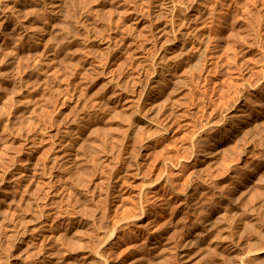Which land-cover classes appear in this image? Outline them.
I'll return each instance as SVG.
<instances>
[{
	"label": "rangeland",
	"instance_id": "obj_1",
	"mask_svg": "<svg viewBox=\"0 0 264 264\" xmlns=\"http://www.w3.org/2000/svg\"><path fill=\"white\" fill-rule=\"evenodd\" d=\"M29 1L30 2H28V0H0V8H1L0 10L2 11L3 19L5 20L4 17L7 16L6 17V20L4 21V26L0 25V27H1L0 28V46H1L0 47V146H1L0 147V150L2 149L0 153L2 154V152H4L5 150H7V151H5V153L7 155L10 153V155L8 157H6L7 156L6 154H3L4 156L2 155L1 156L2 158L0 157L1 159H3V162H4V159H6V158H7L6 160L9 159L8 161L10 163L9 164V167H7V169H6V166H8V163H6V161L4 162V163H6L5 165L4 164L3 165L2 164L0 165V174L3 175L4 172L7 171L8 173L6 175L8 177V180H10V182L9 181L8 182L5 181L4 184L2 185V186H5V188H6V200H7L6 202L7 203L9 202L8 204L7 203H4L2 206L5 208V211H6L5 214L7 213V210H9L8 207L10 209L11 208L12 209L16 208L17 210H15V209L14 210L15 211H18L19 210L18 211L19 213H21V211L23 212V209H24V212H26V213L28 212L29 213V214L28 213L26 214V213L23 212L22 214H19V213H16V215L13 214L14 215L13 216L14 218L17 216V219L18 218L21 219L20 222H19L20 224H21V222L24 223V220L27 221L24 224H26V223L28 224L29 223L28 225H25L29 229V233L26 234V237L25 236L22 237V239H23L22 240L23 241V246H22L21 249H23L22 251L23 252L25 251V252L23 254L21 252V249H20V251H17L18 253L16 252V254H19V255L21 253V255H20V257H21L20 260L22 261L21 264L22 263L24 264L26 262L28 264H40V261L42 260L40 258L41 257L43 258V256L45 257L48 254V253L46 254V252L48 251V249L47 248L43 249V247L45 246L44 244H46V242H45L46 241V236H47L48 233H50L51 231H53L54 229L57 228L56 225H58V223L60 222V219L62 217V215H61L62 212H64L66 210V208H67V203L65 202L67 200H65V198L69 196L67 194L69 191L72 192V199H73L72 200V202H73L72 208L73 209L71 210L72 212H70V215L73 214V216L72 215L70 216V218H71L70 219V223L68 225H66V227L71 228L73 225H77L79 223L80 224H83V222H86L87 219L88 220H87L86 223L83 224V226H84L82 228L83 234H81L82 233L81 230H80L81 232L80 231H73L74 233L73 232L70 233V229H68L69 232L67 234L69 236L67 235V237H68L67 240L69 242L71 241L70 243L71 244L73 243L72 244L73 246L76 245L75 248H77V250L74 247H72V245L70 243H68V241L66 240V238H65V241L67 243L66 242H65L66 244L63 243V244H65L64 246H63V244L60 245L59 241H58V243H57V241H55L53 243H54L55 250H57L56 253H62V254H59V255L57 254V256H56V253H55V255L54 254H50L51 256H48L47 259H46L48 263L46 262L44 264H57V262H58V264H67L70 261H73V262H70V264L71 263L72 264H76V262H75L74 259H76L77 264H95L96 262H98L96 264H107L108 261H109L108 264H111V263L112 264H116V263L117 264H127L129 261H131L130 262L131 264H134V263L135 264H140L141 262H142L141 264H149V263L152 264L153 261H155L153 264H157V262L159 264V261L160 260H158V259H161V257H164L165 255L166 256L169 255V258L166 257V260L164 258L165 262H168V263L169 262L170 263L172 262V264H208L209 262H210L209 264H211L212 262H214L213 264H216V263L217 264H226V263H229V260H230V262L233 261L234 264H236L237 261H238L237 264L238 263L239 264H242V261L240 262V260H243L245 262V264H254V263L257 264L260 259H261L260 260L261 263L259 262L258 264H263V262H264V238H261V237L264 236V235L261 236V234H262L261 231H257V230L259 228L260 230H262V232L264 231V228H263L264 227V219H263L264 210L260 211L261 208L264 209V203H263L264 202L263 201L264 198H262L264 196V193H263V196H262L261 195L262 192H260V191H263L264 192V183H263V181H264V174H263L264 173L263 172L264 171V157H263L264 156V149H263L264 148V127H262L264 125L263 124V121H264V115H263L264 114V103H263V101H264V89H262V88H264V78H263L264 77V0H239V2H237L238 0H224V1L221 0L222 2L219 1V0H217V2H216V0H210V1L209 0H202L199 3L197 2L198 0L197 1L196 0L195 1L194 0H180V1L170 0V2H171L170 5H172L171 8L173 7V4H174L175 9H174V7L172 8L173 9V13L170 12V10H169L170 14L168 13V11L166 12L167 15L165 13H164V16H163V14H161V16H163V17H161V19L158 16V11H156V9H154L155 11L153 10V8H155V7L159 9V7H157L158 0H148V1L146 0L145 2H147V3H145V2L143 3L144 0L143 1L142 0H139V1L138 0H135V3L133 2L134 0H132V1H130V0L129 1L128 0H68V1H65L64 0L67 4L66 3L64 4V6H63L64 9L62 8V11L63 12L61 14L62 16L59 17L60 19L59 18H56V16H54V14H55V11H54L55 5L52 4L53 3L52 0H50V1L49 0H38V1H34L33 0L34 2L31 1V0H29ZM181 1H183V2H181ZM36 2L38 4H40V5L36 4ZM39 2H41V3H39ZM50 2H52V3L50 4ZM130 2H132V3H130ZM148 2H150V3H148ZM175 2L176 3L178 2L179 4H176ZM193 2H195V3H193ZM211 2H213V3H211ZM214 2H215V4H214ZM138 3H140V4H138ZM142 3L145 4V5L142 6L141 5ZM151 3H153V4H151ZM201 3H202V5L200 6ZM210 3L213 4V5H210ZM237 3L239 4L238 5L239 7L237 6ZM133 4L135 6H132ZM147 4H148V6H147ZM149 4H150V6H149ZM137 5H139L138 6L139 8H137ZM185 5H186V8L184 7ZM214 5H215V8H217L216 10L219 9L218 11H219L220 14L218 12H216V10H214V7H213ZM227 5H229V6H227ZM231 5H232V7H231ZM39 6H42V7H39ZM144 6L146 8L145 11H144ZM193 6H195V7H193ZM205 6H206V8H205ZM226 6H227V8H226ZM234 6L237 7V8H234ZM31 7L33 8V10L31 9ZM36 7H37V9H36ZM125 7L127 8V9H125L126 10L125 13L126 12H127L126 14H129L130 13L129 15H126L123 12L124 10H121L122 8L124 9ZM188 7H190V8H188ZM34 8L36 10H34ZM142 8H143V10H141ZM183 8H185V9H183ZM194 8L195 9L196 8L197 9H200L198 11H200V13L204 16V18L200 14V17L202 16L201 18H199L200 21H199V19L198 20H193V24L195 26H200V24L202 23L201 26H203V25L204 26L203 27L200 26L201 27L200 30L198 29L200 27L197 28L198 30L195 29L192 32L194 34L193 36L191 35L192 33L189 34L193 38L191 36H189V35L187 36L186 42L184 40L185 44H184L183 47H185V48H183V47L181 49L180 48H177L178 51H179L178 56H177L179 58H178L177 61H176V59H175V61L174 60H171V59H168L167 62L166 61H163V63H162V60H164L165 57L167 58L168 53L171 51L170 48H175L174 47L175 42H173V38L178 34V32L176 33L175 32L176 31L175 29L172 30L171 25H174L175 22H177V21H175L176 19L178 20L177 23H179V22L181 23V20L183 18H185V17L188 18V17L191 16V17L195 18V15L194 16L191 15V14H193V13H195L197 11V9H196V11H194L195 10ZM207 8L209 10L211 9L210 12H212L213 14L210 13V12H208L209 10ZM117 9L119 11L121 10V12H123L124 14L121 13V12H118ZM130 9L131 10L134 9L136 11L132 10L133 11L132 12V11H130ZM201 9H202V11H201ZM4 10H5V12H4ZM137 10H138V12H137ZM146 10L147 11L150 10V12H149L150 14ZM165 10H168V9H165ZM212 10H214V11H212ZM225 10H226V12H225ZM152 11L154 12V14H156V13L157 14L156 15L152 14L153 13ZM183 11H184V13H186V11L188 13H190V16H189L188 13H186V14H184V17H183ZM139 12H141L143 14H146V15H143L141 13L139 15H137ZM180 12H181L182 15L179 14ZM122 14L125 15V17ZM131 14H132V16H131ZM211 14H212V16H210ZM119 15H121L120 17L123 16L122 18H120L122 20L119 19ZM135 15H137L140 19L142 18V20L143 21L145 20V21L143 22L144 24H141L139 27H137V29L134 28V31H135V32L133 31L134 34L136 32H138V31L140 32V30L143 29V26H145V22H146V26L145 27H147V25H148V27H147L148 29L144 27L146 29V30L144 29L145 31L143 30L144 31L143 33L144 34L142 32H140L141 34L138 32L140 34V36H142V37H140L138 35V33H136L135 35L136 36L138 35V37L136 38V36L133 34V32H131L132 30L131 31L129 30V28L131 26L132 27L134 26L131 23L134 21L133 19L137 18ZM147 15H148V18H147ZM165 15H166V17H165ZM205 15H207V17H205ZM128 16H130V17L128 18ZM133 16H135V17H133ZM145 16H146L147 19L145 18ZM171 16H173V17H171ZM174 16H176V17H174ZM178 16H179V18H177ZM218 16H219V18H217ZM53 17H55V18L53 19ZM114 17H115V19L117 18L116 20H119L120 22L119 23H118V21L116 22V20L114 19ZM156 18L157 19L159 18V19L158 20H155ZM164 18H165V20H164ZM172 19H173L174 22H171ZM209 19H211L212 22ZM48 20H50V21L48 22ZM123 20H125V21H123ZM214 20H216V21H214ZM6 21H8V22H6ZM165 21L167 23L169 21L168 24L166 23L167 24L166 30L168 28L169 31L168 30L167 31L170 32V33H167L166 34V32H167L166 31L162 35V37H160V39H156V42H155V40H154L155 37L153 35L156 33V31H154V29H156L158 26L165 25ZM194 21L196 22V24H195ZM205 21L206 22L208 21V22L206 23ZM95 22L97 23V25H96L97 27L98 26H101L100 27V31H99V28H97L95 26V24H96ZM114 22L116 23V25H118V26L121 25V26H119V27L117 26L116 27V25H115ZM122 22H124V23H122ZM204 22H205V24H204ZM49 23H50V25H52V23H54V26L53 25L50 26ZM127 23L129 25H131V26L128 27L129 25L127 26ZM171 23H173V24H171ZM177 23L175 25H177ZM208 23L211 24V25H213V26H211L212 28H210L211 31L209 29L210 25ZM112 24L115 25V28H114V25H113V26H110V28L112 27L111 29L110 28L108 29L107 26L112 25ZM122 24H125L126 26L125 25H122ZM214 24H215V26H214ZM152 25H154V26H152ZM205 25H207L208 27L207 26L205 27ZM103 26H105L106 29L105 28H102ZM123 26H124L125 29H123ZM149 26L152 27V28L154 27V28L153 29L152 28H149ZM51 27L52 28L54 27L55 29L54 28L53 29H50ZM60 27H62V28H60ZM132 27L130 29H132ZM116 28H118V30L121 29V28L124 30V31L120 30L119 31L120 33L119 34H124L125 35V40H124L125 44L123 43L121 45L119 43V41H116L115 42L114 40H109V38L107 37L109 35H111V36L112 35L113 36L114 35H117V34H115V33H117V30H115ZM126 28L129 30V32H127L128 30H126ZM203 28H205V29H203ZM42 29H43V32H42ZM101 29H103V30H101ZM113 29H114V31H113ZM177 29H179L178 25H177ZM47 30H49V31H47ZM54 30H56V31H54ZM59 30L60 31L62 30L60 32V34H59ZM109 30H110V32H108ZM111 30H112V32H111ZM57 31H58V33H57ZM102 31L104 33L107 32V33H105L107 36ZM151 31H153L154 34ZM171 31L172 32H175L176 34L175 33H172ZM203 31H204L205 34L203 33ZM47 32H49L48 33V36L45 35V34H47ZM101 32L103 33L104 37H102V35H100ZM113 32H114V34H113ZM145 32L146 33H148V32L150 33L151 32V33L150 34L148 33L147 35H145ZM208 32H209V35H208ZM213 32H216V33H213ZM61 33H62V35H61ZM201 33H203V34H201ZM97 34H99L100 36L97 35ZM170 34H171L172 37L170 36ZM164 35H165V37H164ZM213 35L214 36L216 35L215 36L216 37V40H214L215 37ZM96 36H98V37H96ZM134 36H135V38H134ZM210 36L212 38V41L210 40L211 39ZM217 36H222V37L219 38ZM47 37H48V39H46ZM168 37H169V42L171 41L169 44H168ZM190 37H191V40H190ZM207 37H208V39L210 41L207 39ZM50 38H52V40ZM101 38L102 39H105V40H103L104 43L107 44L110 41L108 44H110V45L113 44V46H110L109 45V47H112V48H109V52L110 53H108V51H106L107 49L105 50V53L106 54L108 53V54H110L112 56H110L108 54L106 56V54H104V52L102 50H100V49H99L100 52L98 50L96 51L95 49L93 51V48H92L93 45L92 44H94L98 40H102ZM106 38H108V40ZM149 38H150V40H149ZM170 38H172V39H170ZM134 39H136V40L134 41ZM164 39H165V42H162V40H164ZM192 39H195V41L192 40ZM199 39L201 40V43H200V40ZM217 39L220 40V41H218ZM55 40H57L58 42H55ZM60 40H61V42H60ZM83 40H85V43L83 42ZM106 40H107V42H106ZM127 40L129 41L130 44L128 43ZM130 40L133 41L134 43L132 42V44H131V41ZM151 40L152 41L154 40V41L152 42ZM157 40H161V41H158L157 42ZM205 40L209 43V44L207 43L208 44V48L206 47L207 45H206V41ZM3 41H5V42H3ZM147 41H149V42H147ZM38 42L40 43L39 45H37ZM43 42H45V43H43ZM49 42H52V44L54 46L53 49L51 48L52 47V44L49 43ZM62 42L64 43L63 46H62ZM192 42H193V45H191ZM194 42L197 43V44H195ZM198 42L200 44H198ZM87 43L90 46L87 45ZM142 43H144V44H142ZM151 43H152V45H151ZM161 43L164 46L160 45ZM204 43H205V45H204ZM210 43H212L214 45H211ZM47 44H49V45H47ZM114 44L117 45V46H115ZM128 44H129V47H128ZM139 44H141V45H139ZM36 45H37V47H36ZM41 45H43V46L45 45L46 47H49L48 49L51 48L50 49L51 50V53H48V55H43L41 53V56H40V53L39 52H41V50H42L41 49L42 48ZM50 45H51V47H50ZM146 45L147 46L150 45L149 46L150 48L147 47ZM158 45H160V46H158ZM188 45L190 47L192 46V48L187 50ZM55 46H57V47H55ZM81 46H83V47H81ZM88 46L91 47V48H88ZM120 46H122V48ZM197 46H200V47L198 48ZM125 47H128V49H126ZM135 47L136 48L138 47L137 48L138 49L137 52L135 51V49H136ZM155 47L158 50H156ZM160 47H164V48L162 49ZM203 47H206L207 50L208 49L209 50L206 51L205 50L206 48H203ZM55 48H58V49L61 48L62 51H61V49L58 50V49H55ZM133 48H135V49H133ZM80 49H82V50L84 49V52H82ZM86 49H87V51H86ZM141 49H143V50H141ZM147 49H148V51L146 52L145 50H147ZM179 49L181 51L183 50L182 51L183 52L182 58L180 57V55H182V52ZM184 49L187 50L188 53L186 51H184ZM195 49H197L198 52ZM211 49H212V51H211ZM56 50H57L58 53L56 52ZM67 50H70V51H67ZM76 50L77 51L79 50V52L76 53V54H74ZM151 50L153 52H157V53H154V55H153V54H151V52H152ZM91 51H93V52L90 53ZM112 51H115V52L112 53ZM129 51L130 52L131 51H134V52H132V54L135 55V56H132L133 59L131 58V53ZM143 51H145V52L143 53ZM209 51H211V52H209ZM53 52H54V54H53ZM85 52H89V53H85ZM98 52L100 53V55L98 54ZM101 52H103V53H101ZM166 52H167V54H166ZM180 52H181V54H180ZM184 52H186V54ZM194 52L197 53V54L199 53V54L197 55ZM204 52L207 53V54H205L206 56L204 55ZM94 53H95V55H93ZM96 53L98 54L97 56H96ZM200 53H201V55L203 54V56L200 57L201 59L203 58L202 62H200V63H202L201 64L202 66L201 65L200 66L198 65L199 64L198 62H199ZM81 54H84V58L85 59H87L88 61L91 60L90 62H92L93 64H95V65H93V67H94L93 70H90V71H92V73L90 71H87L89 74L91 73L90 74L91 76L89 74L86 75L87 73L84 72L85 71V69H84L85 67L83 68V66H84L85 63H83L82 60L77 61V64L74 67V65L76 63V59H79V57L81 56ZM163 54L166 55V56H164ZM226 54H229L231 56V58L228 59L230 56H225ZM55 55H56V57L58 56V58H56ZM72 55H74V58H73ZM141 55H142V57H140ZM188 55H190V58L191 59H189V56ZM101 56L103 58H101ZM204 56H205V58H204ZM126 57H129V59H131V61L128 58H126ZM147 57H149L150 59L147 58ZM153 57H155V58H153ZM196 57H197L198 60L196 59ZM108 58H110V59H108ZM146 58H147L148 61L146 60ZM159 58H161L162 60L159 59ZM184 58H185V60H184ZM52 59L53 60L55 59V61H51ZM70 59H71V61H70ZM153 60L156 63L158 62L157 63L158 65H156V63H154V62L151 63V61H153ZM195 60L198 61L197 62L198 64L196 63ZM44 61H45V63H44ZM68 61L70 63L73 62V65H71L72 63L69 64ZM182 61H184L187 64H185L184 62L182 63ZM79 62H81V63H79ZM144 62H146L147 65H149V64H151V65L147 67V65L145 64V66H146L145 67L144 66ZM42 63H43V65H42ZM46 63L47 64L48 63L49 64L51 63L50 66L48 64V66L50 68L47 67V64ZM105 63H106L107 66L109 64L110 65L108 67L107 66L105 67ZM136 63H138V64L136 65ZM96 64H98V65H96ZM133 64H134V66H133ZM152 64H153V66H152ZM196 64L200 68L202 67V69L201 70L198 69L199 67ZM129 65H132L133 67L132 66L128 67ZM139 65H141L140 68H139ZM191 65H193L195 67V69L194 68H191V67H193ZM42 66H44V67H42ZM71 66H73V69L71 68ZM78 66H80L79 69L82 68L84 71L82 69L79 70L78 69ZM137 66H138V68H137ZM154 66H155V68H153ZM169 66H170L171 70L169 69ZM173 66H174V68H172ZM175 66L177 67V69H175L176 68ZM188 66H189V69L191 68V70H193V71H191V70L188 71V69H187ZM114 67H118V69H120L121 71H124V72L122 73L120 70H118L116 68L114 69ZM120 67H122V68H120ZM134 67H136V68H134ZM43 68H45V69H43ZM67 68H70L73 71L76 70L74 72L75 73V76L73 75L74 74L73 71L72 70H69ZM125 68H127V69L124 70ZM160 68H161V71H160ZM162 68H163V70H162ZM40 69H42V70L40 72H38ZM96 69H98L100 72H101L100 69H102L105 73H102L103 72L102 71L101 72L102 74H101ZM179 69L181 71L187 69L185 71H188V72L191 71L192 73L191 72L190 73H188V72L185 73V72L182 71L183 72V74H182V72ZM107 70H109V71L106 72ZM114 70H115V72H114ZM136 70H138V71H136ZM144 70H146V73H145ZM148 70H150L151 73ZM195 70H200V72L199 71H195ZM70 71H71V73H70ZM133 71H134V73H133ZM174 71L177 73V76H176V73ZM54 72H55V74H54ZM57 72H58L59 75L57 74ZM116 72H118L119 74L118 73L116 74ZM139 72H141L140 75L138 74ZM148 72H149V74H148ZM166 73H168L169 75L166 74ZM105 74H106V76H105ZM127 74H129V75H127ZM144 74H146V75H144ZM189 74H191V75H189ZM43 75H44V77H43ZM56 75H57V78L59 77L58 78L59 81L62 78L61 79L62 80L61 83L58 81V79H56V77H55ZM68 75H70V77ZM92 75H94V78L92 77ZM95 75L96 76L98 75V78L99 79ZM116 75H117V77H116ZM133 75H134V77H133ZM147 75L148 76L150 75V77H148ZM184 75L185 76L188 75V76H186V78H185ZM192 75H196V76L198 75L197 79H196V76H194L195 77L194 78ZM46 76L48 78H46ZM63 76H65V77L67 76L65 79H67L69 77L70 82H68L69 81L68 79L67 80H63ZM83 76H85V77H83ZM88 76H89L90 79L88 78ZM124 76H125V78H124ZM81 77H83V78H81ZM129 77H131L130 80H129ZM142 77L144 78V81H143ZM152 77H153V79H152ZM183 77H184L185 80L188 79L184 83L182 82V81H184ZM187 77H189V78H187ZM54 78L56 80H54ZM134 78H136V79H134ZM168 78H169V80H168ZM170 78L173 79L174 81H170ZM180 78L183 79V80H181ZM145 79H146V81H145ZM148 79H149V81H148ZM159 79L163 82V83L159 82V84H165L166 83L164 89L162 90L163 92L162 91L159 92V90H157L156 87L152 88L154 86V84L155 85L157 84V81H160ZM178 79H180V80H178ZM190 79H191V81H190ZM50 80H52L51 82H53V81H56V82H53L51 84ZM86 80L89 82V84L87 83ZM132 80L133 81L134 80H137V81H134V83L135 84L137 83L138 86L137 85L135 86V84H133ZM176 80L179 81V82L177 81L178 84H181L180 86H178L179 87V90H180V93H178L177 95L174 94V96H173V94H170V93L168 94V92H169L168 90L171 89V87L174 85V83H175ZM195 80H196V82H195ZM80 81H84V83L83 82L81 83ZM113 81H116L118 83L113 82ZM192 81L194 83H196V84H194ZM72 82H74V83H72ZM75 82H77V86L78 87L75 86L76 85ZM109 82H111V83H109ZM122 82H123V84H122ZM128 82H130V83L128 84ZM149 82L153 86H151ZM237 82H239V83H237ZM256 82L257 83L260 82V83H258V86H257ZM79 83H81V84H79ZM114 83H115V85H114ZM141 83L145 86V88H144V86ZM182 83L184 85L186 83V86H187L188 89L187 88L185 89L186 86H184ZM191 83H192V85H190ZM119 84H121L123 86H120ZM139 84H141L142 86L141 85L139 86ZM145 84L148 86V88H147V86ZM82 85H83V87H81ZM130 85H131V88H130ZM53 86H55V88ZM191 86H193V87H191ZM253 86H255L257 89L254 88ZM261 86H263V87H261ZM76 87H77V89H76ZM120 87H122V88L127 87V88L122 89ZM132 88H134L135 90L132 89ZM52 89L54 91H52ZM57 89H59V90H57ZM74 89H75V91H73ZM101 89H103V90H101ZM113 89L114 90H119V91L122 89V92H124L126 90L124 93L125 94L127 93V96H128L127 99L128 100L125 99L126 102L124 101L123 102V105L129 106V105H131L133 103L134 106L132 105L131 107L136 108L134 110H136L137 112H138V110L140 112L141 111L142 112L145 111V112H143V114H142V112L141 113L138 112L139 113L138 114L136 111H134L135 114H136L135 115L136 117H134V119H133L134 122H132L134 125H132V123L130 125V123L126 122V123H123L125 125H123L122 127H124V128H122L121 127V123H120L119 129L122 130V131H124V132L126 131V135L125 134L122 135V133H124V132H122V131H120L119 129L116 128V131H118V133H117L114 130L115 129L114 126H113V129H110L108 126H106L107 124L104 123L105 122L104 119L103 118H100V117H102L103 113L105 112L103 110H106L107 109L109 103L114 98V96L112 94V90ZM258 89H259V91L261 93L258 91ZM80 90H82V91L80 92ZM85 90H87V91L84 92ZM179 90H177V91L179 92ZM51 91H52V93H50ZM133 91H134V96H133V93H131ZM135 91H137V92H135ZM177 91L175 93H177ZM182 92H183V94H182ZM71 93L72 94L74 93V95H71ZM79 93H80V95H77ZM83 93L84 94L86 93V96ZM138 93H140V94H138ZM250 93H252L253 95L252 94L250 95ZM166 94L170 98H168ZM179 94L182 95L181 98H179L180 97ZM69 95L73 98V100H72L71 97H69ZM81 95H82L83 99H80V98H82ZM111 95H112V97H109ZM146 95H148V96H146ZM184 95H185V98H184ZM246 96H247V98H250L251 97V99L253 97V100L247 99ZM47 97H50V99L49 98L47 99ZM171 98L172 99L175 98V103H177L178 104L177 106L180 108V109L177 108V110L175 112V115H178V114L180 115L181 112H183L180 116H177V119H176V116L175 115L172 117V118H175V120L172 119L173 123L167 122L166 121L167 119L165 118L166 116L163 115V114L157 113L158 116H155V113L152 114L153 106H154L153 105L154 104L153 102L155 100L157 101V100L162 99L163 101L162 100H160V101L165 104L164 100H166V99H168L166 103L173 102L174 99L172 100ZM178 98L180 99L179 101H177ZM245 98H246L247 101H245ZM74 99L75 100L78 99V102H77V100L75 101ZM99 99H101L100 102H99ZM181 99L182 100L184 99L185 101L183 102ZM79 100H80V102H79ZM105 100H106V102H105ZM101 101L104 102V103H102ZM136 101H137V103H136ZM244 101L246 102V104L244 103ZM76 102L79 104V106H78V104ZM251 102H252V104H251ZM254 102H255L256 105L254 104ZM100 103H102V105H105L106 104L107 107H106V105L105 106H101ZM139 103H140L141 107H140V105H138ZM179 103H181L182 105L181 104L179 105ZM257 103H260V104H257ZM135 104H137V106H139V108H142V107L143 108L142 109H139ZM241 104H242V106H241ZM149 105L150 106L152 105L151 106L152 108ZM260 105H261V107H260ZM75 106L78 109H76ZM94 108H96V109L98 108V109L96 110ZM146 108L147 109L149 108L147 110V114H146ZM247 108H249L248 111L245 110ZM254 108H256V109H254ZM69 110H73L74 112L72 111L73 112L72 113ZM179 110H181V111H179ZM249 110H250V112H249ZM254 110L256 112L258 110V113L254 112ZM66 111H67V113L65 114L66 115L65 116L64 113ZM178 111H179V113H178ZM76 112H77V114H76ZM95 112L98 115H96ZM99 112H101V113L99 114ZM149 112H151V113H149ZM252 112H253V114L254 113L255 114L253 115ZM235 113H236V116H235ZM245 113H246V115H245ZM183 114H185L184 117H183ZM149 115H150V117L151 116H155V117L154 118L153 117L150 118ZM64 116H65V118H67V116L68 117L70 116L69 117V120L67 119L68 120L67 121L65 118H63ZM163 116H165V117H163ZM240 116H242V117H240ZM73 117L76 120L73 119ZM88 117L91 118V119L89 120ZM96 117H97V119H96L97 121L95 122V119H92V118H96ZM121 117H120V119L122 120ZM142 117H144V118L146 117V119H152L153 118L152 119L153 122H155L154 120L156 119V122L154 124L151 120H148L149 122H151L149 124L150 125L153 124V125L150 126L151 128L147 127V129L148 128L149 129L148 130L146 129L144 131L145 128L142 129L141 125L139 123H136V122H138L137 120L139 118H142ZM158 117L160 118V120L158 119ZM179 117H181V119H178ZM227 117H228V119H227ZM256 117H258V118L256 119ZM98 118L101 119V120H99ZM244 118H245V120H243ZM61 119H63V120H61ZM236 119L237 120L239 119V120L237 121ZM57 120H58V123H57ZM73 120H75V121L73 122ZM77 120H78V122H77ZM124 120H125V117H124ZM233 120H236V122L233 121ZM59 121L62 123V125H60L61 123H59ZM79 121H80L81 124L79 123ZM83 121H84V123H83ZM158 121L160 123L157 124ZM164 121H165V123H164ZM187 121H188V123H187ZM225 121H227V122H225ZM228 121L230 123L232 122V124L230 125V123ZM239 121H240L241 124L239 123ZM166 122L169 124V125H167L168 128L165 127L166 126L165 124H167ZM183 122H186V123H183ZM251 122H253V123H251ZM77 123L80 126H78ZM100 123H101V125H100ZM135 123H136V125H135ZM182 123L185 124V125H181ZM222 123L225 124L226 126H224ZM233 123H234V125H233ZM258 123H261L262 125L261 124L258 125ZM83 124L86 127L88 126V124H89L90 127H93V126L97 127V124H98V126H100V127H97V128H101V126H102L103 127L102 129L103 130H101V131L103 133L102 132L100 133L102 135V137H103V135H104L105 132H107L109 130L110 131L113 130V133L110 132V131L107 132V133H105V135L103 137L104 140L107 139V141L104 142V145L105 146L108 145V144L111 145L112 143L119 141L118 146L120 148H118L116 146V147H114V150H111V147L113 146V144L111 145V147L109 145L106 146L108 148V152L111 150V152H114V154L110 158L111 160L110 159L107 160V159L104 158V161H106V162L107 161H110V163L107 162L109 164L105 163V164H107L106 167L108 169V170H106L105 169L106 167L104 168L105 172H103V175H105V177L104 176L102 177V175H101L102 171H104L102 166H100V169L98 171H97V169L96 170H93V169L96 168L95 165H93L94 168H91L93 166H90V165H92L93 163H95L97 161L96 158H94L96 156L94 155V157H93V154H94L93 152L95 151V148H92L91 149L92 150L91 153L89 152L90 149L88 151V157H89L88 159H90V157H93L94 158V159H92L93 162L91 160H90L91 162L89 161V165H88V166H90L89 167L90 168L89 171L90 170H92L93 172L96 171L94 173H92L90 171L92 173V176H91L92 180H91V178H90L89 175H88L89 176L88 177L87 174H85V172L81 171V169L82 170L84 169V167L82 165H80L81 168L78 166L79 167L78 170L80 172L78 171L77 176L75 175L76 177L75 176H71V174L69 176V174L67 172V169H66V167H67L66 165H64L65 167H62L63 166L62 164H65V162L63 161L64 159L62 158L63 159L62 160L61 159L62 156L61 157L58 156L59 154L64 153L62 151H65L66 149L67 150H70V148H71V150L69 151V152H71L72 151V147L71 146H73L75 148L74 149L75 152H77V151L80 152L81 149H82V146L83 145H82V140L81 139L83 138V136H84V138L86 137L85 131H84L83 134L81 133L83 131V129H81V128H84L85 127ZM173 124H175V125H173ZM247 124H248V126H247ZM127 125H128L129 130H126L125 129V128H127ZM156 125H157V127L159 129L160 128L161 129L159 130L158 128H156ZM251 125H252V127L255 126L258 130H260L261 127H262V132H261V130L258 131L255 127L253 129L251 127ZM104 126L108 127L109 129H107ZM227 126H229L228 129H227ZM110 127H111V125H110ZM247 127L250 128V129H248ZM66 128L67 129L69 128V130L67 131ZM77 128H80V130L77 129ZM104 128H106V129L104 130ZM165 128L167 129L166 132H165ZM64 129L67 132H64ZM70 129H73V130H70ZM136 129H139L141 132L143 131V133H144V134L139 135L140 138H138L139 136H137L138 133H139V130H136ZM152 129H153V131H149V130H152ZM208 129H210L212 131H210ZM245 129H246V131L248 129L247 136L245 135L247 133V132H245ZM251 129H253L255 131L257 130L258 136H260L261 138L260 137H256L257 134L255 135L254 133H257V132H255V131L253 132ZM131 130H133V131H131ZM156 130H157V132H154ZM74 131H75V133H74ZM237 131H238V133H237ZM68 132H69V135H68ZM120 132H122V133H120ZM146 132L149 135L150 134H153L156 139L155 138H152V140H150V138L153 137V136L152 135L149 136ZM232 132H233V134H232ZM242 132H243L244 136H243ZM249 132H250V134H249ZM65 133H66V136L67 137L64 135ZM154 133H158V134H154ZM259 133H260V135H259ZM19 134L20 135L22 134V135L20 136ZM52 134H55L53 136L54 137L56 136L55 137L56 139L52 136ZM73 134H75V135H73ZM77 134H79L81 137L78 136ZM132 134H133L134 137L131 136ZM72 135H73V137L75 136V138L71 137ZM108 135H110L109 138H111V140L115 136H116L115 139L117 138L116 140H118V139L119 140L118 141H115V139H114L113 142H112V141H110L109 138H106V137H108ZM127 135H128V137L129 136L132 137V138L129 137L131 140L129 138H127ZM239 135L242 136L241 137L242 139L251 138L252 139L251 140L252 142L250 143V141H249L250 139H247L249 142L247 140L240 139V140H242L240 142L239 140H237L238 138H240V137H238ZM248 135H250V136L248 137ZM252 135H253V137H252ZM262 135H263V137H262ZM19 136H20V138H19ZM135 136H137L138 139L135 138ZM122 137H123V140H124V138L126 140L125 141H123V140L121 141L120 138H122ZM243 137H245V138H243ZM134 138H135V140H134ZM256 138H257V141H256ZM24 139L25 140L27 139V140L25 141ZM64 139L65 140L67 139L68 141L67 140L64 141ZM141 139H142L143 142H141ZM136 140L137 141L140 140L139 141L140 143H136L135 142ZM259 140L260 141L263 140L262 143L260 142L261 145L258 142ZM60 141H62V142H60ZM71 141H73V142L70 143ZM243 141H244V143H243ZM21 142H23L25 144H21ZM51 142H53L54 145ZM66 142H69L68 143L69 146L64 145ZM121 142H123V143H121ZM133 142H135V144L137 145L136 147L134 146L135 144L133 145ZM234 142L237 143V145H239L238 146V149L241 148V147H243V148L238 151V149L235 148V147H237V145L234 146V144H235ZM257 142H258V144H257ZM3 143L4 144L6 143V144L4 145ZM7 143H8V145H7ZM78 143H79L80 150H79V148L77 146ZM80 143H81V146H80ZM120 143H121V145H120ZM209 143H211V144H209ZM2 144L5 147H3ZM55 144L57 146L56 148H58V151H56V152L54 151L56 149L55 148ZM123 144H125L126 146H124ZM262 144H263V146H262ZM6 145H7V148H6ZM21 145L25 146V147L22 146L24 148V150H22L23 148L21 147ZM51 145H52V147H50ZM217 145H219V146L217 147ZM13 146L16 147L15 148L16 150L13 149V148L10 149ZM65 146H67L68 148H66ZM76 146H77V148H76ZM121 146H123L122 148H123L124 151L123 150H120V149H122ZM132 146H133V148L135 147V149L137 148L136 151L133 149L135 151V152L133 151V153L136 154V155H134L133 158H132V155H131V152H130V150L132 149ZM2 147L3 148H6V149L3 150ZM8 147H10V148H8ZM26 147L27 148L30 147V148L27 149ZM59 147H64V148L61 149ZM124 147H125V149H124ZM116 148H117V150H116ZM225 148L227 150H229L230 152L227 151L228 152L227 153L226 150H225ZM248 148H250V149H248ZM8 149H10V151ZM214 149H215V151H213ZM217 149L218 150L220 149V151H218ZM28 150L30 151V154H29ZM125 150H127V153H126ZM241 150H243V152H246V154H243V152H241ZM19 151H20V153H19ZM121 151H123L122 154H121ZM46 152H48V154ZM116 152H118V153H116ZM136 152H138V153H136ZM40 153L41 154L43 153V155L41 156V158L39 157L42 162L40 161V159H38V156H39ZM54 153L56 154L57 157L55 156ZM57 153H59V154L57 155ZM248 153H249V156H248ZM14 154H16V155L18 154L20 157H22L23 160H24V163H26V166H25V164H21V162L23 163V160H21L18 155L16 156L15 159L12 160V157L14 156ZM35 154L37 156H35ZM44 154L46 156L48 155L47 156L48 157V161H47V159H45L46 157L43 158ZM90 154H92V156H90ZM117 154H119L118 156H120L119 157L120 160H119V158H117L118 157ZM114 156H115V158H113ZM3 157H5V158H3ZM52 157L53 158L55 157V158L53 159ZM226 157H228L227 158L228 160L226 159ZM233 157L235 159H236V157L239 158V159H236L235 160ZM249 157H250V159H249ZM130 158H131V160L129 161ZM26 159H28V162H27ZM50 159H52V160H50ZM225 159L228 162H226ZM232 159H234V160H232ZM25 160H26V162H25ZM57 160H59L60 163ZM1 161L2 160H0V163H1ZM11 161L12 162L13 161L16 162L17 164L14 163V162L11 163ZM18 161H20V162H18ZM30 161H33V162H30ZM46 161H47L48 164L46 163ZM113 161H115V162H113ZM134 161H135V163H134ZM253 161L256 164H254ZM52 162H53V165H51ZM57 162H58V165H56ZM123 162H124V164H123ZM247 162H249V163H247ZM18 163H19L20 166L18 165ZM35 163H36V167L34 165ZM54 163H56V164H54ZM111 163L113 164V166H112ZM114 163L116 165H114ZM130 163L132 164L131 165L132 168H129L130 170H128V167L130 166ZM250 163H252L251 166H249ZM59 164H61V165L59 166ZM236 164L239 167H237ZM242 164H244V165H242ZM10 165L12 166V168H10L11 167ZM42 165H44V166L46 165L45 166L46 168L44 166H42ZM241 165L244 166L243 167L244 169L241 167ZM246 165H247V167H246ZM1 166H4L5 167V170ZM37 166H38V168H37ZM39 166H40V168H39ZM49 166H50V168H49ZM110 166H112V167H110ZM17 167H18V169H17ZM58 167H60V168H58ZM30 168H31V170H34V172H36V173H34L33 171H31ZM36 168L39 170V172H38V170L37 171L35 170ZM51 168H52V170H50ZM53 168H55V169L53 170ZM258 168H259L260 171H258ZM8 169H9V171H8ZM41 169L43 171H41ZM48 169H49V171H48ZM61 169L64 170V171L61 172ZM112 169H113L112 174L114 173L113 176H111L112 175L111 174ZM44 170H45V172H44ZM244 170H246V171H244ZM17 171L18 172L25 171V174L24 175H26V173H29L30 175L34 173V175H35L36 178L32 181L34 184L31 183L33 187L30 184V178H28L29 177L28 176L29 174L26 175V176L23 175L22 178L21 177L19 178V177H17V174H18ZM108 171H109V174H108ZM43 172L46 175H44ZM48 172L51 175H49ZM82 172H83V174H82ZM261 172H262V174H261ZM39 174H40V176H39ZM106 174H108L109 176H106ZM1 175H0V179L2 178ZM67 175H68V177H66ZM258 175L259 176L263 175L262 176L263 177V181H260L259 182V180H261L262 177H259ZM80 176L81 177L84 176L83 177L84 180H82L83 178L82 179H79ZM94 176H95V178H94ZM97 176H98V178H97ZM118 176H120V177H118ZM13 177H15V178L13 179ZM51 177H53L52 178L53 181L51 180ZM86 177H88V178H86ZM107 177H108L109 181H108V179L105 180V178H107ZM166 177H169V178L167 179ZM257 177L259 178L258 180H256ZM56 178L57 179L59 178L58 181H57ZM64 178H66V179L64 180ZM15 179H16V183L15 184H12V183H14ZM39 179L42 180L44 183L42 181H39ZM72 179H73V182H75L77 184V186H76L75 183H72ZM87 179L90 180V182H88ZM101 179H102V181H99L100 182L99 183L98 180H101ZM18 180H19V185L17 184ZM103 180L105 181V183H104ZM77 181L80 184H78ZM80 181L83 182L84 185ZM95 181H96V183H95ZM165 181H166L167 184L165 183ZM167 181L169 182V184H168ZM171 181H172V184L173 185L171 184ZM257 181H258V185H259L260 191H259V189H257V187H258V185H256L257 184ZM58 182L61 183L60 185H62V186H60ZM107 182L109 184H107ZM254 182L256 184H254ZM7 183H9V184H7ZM23 183L24 184L26 183L27 184V187H28V185H30V186L28 188L25 187L27 190L25 191V189H24V193L22 191L21 193H18L17 194L18 189H19V191H20V189L23 190L24 186H26V184L24 185ZM38 183H39V185H38ZM41 183L42 184H45V185H42ZM53 183L54 184L56 183V184L53 185ZM110 183H112V184H110ZM237 183H239V184H237ZM36 184L39 187L38 188L39 190H37V192H36V189H37L36 188L37 187ZM49 184H50V186H48ZM87 184H88V186H87ZM95 184H98V186L95 185ZM99 184H101V186H99ZM105 184H107V185L105 186ZM236 184H237V187H236ZM252 184H254V186ZM14 185H17L18 187L17 186L15 187ZM73 185H75L76 187L75 186H74L75 188L74 187H71V188H68L67 187V186H73ZM79 185H81V186H79ZM168 185H169V187H166ZM245 185H247V186H245ZM251 185L253 187H251ZM58 186L60 188H58ZM12 187H14V188H12ZM42 187H44V188L42 189ZM64 187H66L68 190L66 188H64ZM79 187H80V189H79ZM83 187L85 188L84 189L85 192L83 191ZM91 187H94V188H91ZM148 187H149V189H148ZM174 187H175V190H173ZM15 188L17 190H14ZM47 188H48V191L46 190ZM88 188H90V189H88ZM101 188L102 189H105V192L104 193L103 192L101 193V191H102ZM106 188H108V189L110 188V189L108 190ZM165 188H166V190H165ZM32 189H34V190L32 191ZM70 189L73 190V191H71ZM98 189H100V190H98ZM145 189L147 191L148 190L149 191L148 192L147 191L145 192ZM243 189L246 190L245 193L243 192L244 191ZM251 189H254L255 190L256 196H254L255 193H252L254 190H251ZM29 190H31L32 193ZM54 190H56L57 192L54 191ZM74 190H75V192H74ZM88 190H89V195L90 196L88 195L87 200H85V194H86V192ZM153 190H156V191L153 192ZM158 190L161 191V192H159ZM256 190L258 191V193L256 192ZM8 191H10V193ZM11 191H12L13 194H11ZM34 191L36 192V194H35ZM233 191H234V193H233ZM70 192H69V194H70ZM82 192H83V194H81ZM259 192H260L261 200L259 199L260 198V196L258 195ZM38 193H40L41 196L42 195H45V196L48 195V196H46V197L44 196V198H42L41 196H39L40 194L37 196ZM45 193H47V194H45ZM52 193L55 194V197H54V195H52ZM240 193H241V196L239 195ZM242 193L245 194V195H242ZM248 193H250V194L252 193L254 195H252V197H251V196H249L250 194L248 195ZM9 194H11V195H9ZM21 194H22L23 200L20 198L21 197ZM31 194H32V196H31ZM57 194H59V195L57 196ZM75 194H77V195H75ZM87 194H88V192H87ZM155 194H156V196H155ZM236 194L239 197H243L244 199L238 197V200H237V195ZM101 195H102V197H101ZM108 195H109V197H108ZM16 196H17V199H15ZM25 196H27V197L25 198ZM28 196H30V197H28ZM77 196H78V198H77ZM92 196H93V198H92ZM226 196H228V197L226 198ZM247 196H249V197L247 198ZM257 196H259V197L257 198ZM53 197H54L55 201H54ZM60 197H62V198H60ZM141 197L145 201L144 200H141ZM253 197H254L255 200H256V198L259 199V201L258 200H256V201L253 200L252 199ZM10 198H12V199H10ZM36 198L37 199L39 198V199L36 200ZM95 198H97V199L99 198V200L97 201V199H95ZM149 198H151V199L149 200ZM249 198H251V199H249ZM24 199L26 201L29 200L28 203L31 201V203H32L31 206H30V203H29V206H28V203L25 202ZM40 199H41V201H40ZM239 199H240V201H239ZM245 199H247V200L249 199V201L252 200L253 202L250 201L251 203H247L248 204L247 205L246 202H248V201L247 200L245 201ZM11 200H12V202L10 203ZM42 200H43V203H42ZM61 200H63V201L65 200L64 203L66 205ZM85 201H87V203ZM221 201H224V202H221ZM229 201H231V202L229 203ZM244 201H245V203H243ZM33 202H35L37 204H35V203L33 204ZM235 202H237V203L235 204ZM15 203H17L16 204L17 206L19 205L18 208H17V206H15ZM38 203L39 204H41V203L43 204V205L41 204V206L39 205L41 207L42 211L39 208ZM140 203L142 204V206H141ZM252 203H253L254 206H258V207H254L253 205H251ZM260 203L263 204V207L261 205H259ZM9 204H10V206L7 207V205H9ZM25 204H27L28 207ZM81 204L84 205V206H82L83 208L80 207ZM143 204H144L146 210L143 207ZM249 204L251 205V207H254L255 208V211H254L255 213L254 214H252L253 211L250 210L251 207H249L250 206ZM35 205H36L37 208L35 207ZM60 205H62V206H60ZM245 205L248 206V209L249 210L248 209L247 210H243V206L245 207ZM24 207H26L27 209L24 208ZM29 207H30V209H29ZM42 207H44V208H42ZM226 207H228L230 209V211H228L229 209H225ZM38 208H39V210H38ZM45 208H46V210H44ZM47 208H49V209H47ZM78 208H79L80 211H78ZM91 208H94L95 210L94 209H91ZM216 208H217V210H216ZM245 208H247V207H245ZM254 208H252V209L254 210ZM258 208H260V209H258ZM12 209L9 210V211L12 212L13 211ZM76 209H77V212L78 213L76 212V214H75ZM81 209H82V211H81ZM89 209H90V211H88ZM241 209H242V211H241ZM25 210H27V211H25ZM32 210L33 211L35 210V211L33 212ZM141 210H144L145 212L142 211V213H141L140 212ZM233 210H234L235 213L233 212ZM9 211H8V214L9 213L12 214ZM156 211H157V213H156ZM236 211H237V213H236ZM243 211H245V212H243ZM90 212H91V214H89ZM152 212H153V214H152ZM224 212L227 214V215L225 214V216H224V217L227 216L226 218H223L222 217L224 215ZM38 213H40L39 215H41V213H42L43 216L41 215L39 217ZM43 213L44 214L47 213V215L46 214L44 215ZM52 213L53 214L55 213L56 216L55 215L53 216ZM92 213H94V214H92ZM101 213H103V214H101ZM207 213H208V215H207ZM228 213H230L231 215H228ZM239 213H241V215H239ZM245 213H246V215H244L245 217L242 216ZM10 214H9V217H10ZM17 214L20 215V217H18ZM32 214H37L36 216L39 217V218L37 217V220L38 221L35 219L36 216L35 215L32 216ZM48 214H50L51 216L48 215ZM138 214H140V215H138ZM145 214H147V215H145ZM150 214H152V215H150ZM218 214H220L221 216H217ZM233 214H235L234 217L238 214L239 217L240 218H243V219H240L239 220V218L236 216V218H238V219L235 221V218H233V216H232ZM256 214H260V215H258V217H256L257 216ZM23 215L26 216V217H24ZM83 215H84V217H83ZM104 215H106V218H105ZM135 215L136 216L138 215L140 218L139 217L137 218ZM85 216L86 217L88 216L87 219H86ZM155 216H157V217H155ZM216 216L218 217L217 218L218 220H219L220 217L222 218L223 221L225 219L228 220V221L225 220L226 222L225 221L223 222L222 220H220L221 221L220 224L222 223L221 225L223 227H225L224 229L219 224V222H216L217 219H216V221H214L215 218H216ZM228 216L232 217L231 218L232 220ZM251 216H252L253 219L251 218ZM11 217H12V215H11ZM21 217H23V218H21ZM73 217H74V219H73ZM28 218H29V220H28ZM53 218H55L56 220L53 219ZM260 218H262L263 220L260 221ZM103 219H105V220H103ZM92 220H94V221H92ZM99 220H100V222H99ZM230 220H231V222H230ZM238 220L240 222L241 221L242 222L244 221V222L243 223L241 222L242 223L241 224ZM245 220H250L249 222H254L256 220L253 224H255L257 221H259L260 223L257 222L258 224L256 223V225H253L252 223H249V224H252L253 225V228L255 227L254 230H256V228H257V230H256L257 232L254 231L253 228L250 227L252 225H250V226L247 227L245 225V223L247 224L248 221H245ZM52 221H54V222H52ZM233 221H235L236 224ZM44 222H48V223L44 224ZM98 222L100 224H101V222L103 223V225L101 224L102 227H101V225H99ZM114 222H116V223H114ZM228 222H230V224ZM261 222H263V223L261 224ZM96 223H98V224H96ZM232 223H234V224H232ZM2 224L3 225L0 224L1 225L0 227L5 229L6 228L5 226H7V224H5V222L2 223ZM24 224H22V225L24 226ZM117 224H119V225L117 226ZM38 225H39V229L37 227ZM93 225H95V226L93 227ZM215 225H216V228H215ZM217 225H219V226H217ZM235 225H237V226H235ZM258 225H260V226H258ZM244 226H245V228H249L250 229V230L247 229L248 232L252 230L251 232H252L253 236L251 235L250 232L248 233L247 230H245ZM32 227H34L35 230H34V228L32 230ZM36 227H37L38 230L36 229ZM91 227L93 229L95 228L94 230H96L95 233L94 232L91 233L93 235V237H92V235L90 236V232L91 231H94ZM98 227H100V228H98ZM211 227H212V230L210 231V229H208V228H211ZM219 227H220V229H219ZM226 227H228L229 229L231 228L230 229V232H229V229L228 228H227L228 230L226 229ZM46 228H48L49 231ZM116 228H117V230H116ZM4 229H2L4 231V233H3V231L0 232L1 233L0 234V237L5 236V235L8 234L9 229L6 228L8 231L6 229L5 230ZM64 229H66V228H63V227L62 228H58V230H60L62 232H64ZM84 229H86V230H84ZM89 230H91V231H89ZM113 230H116V231L114 232ZM219 230H220V232H219ZM237 230H239L240 232H238ZM241 230L242 231H246V232H242ZM6 231H7V233H6ZM223 231H225L226 233L223 232ZM40 232H42V233H40ZM84 232H85V234L87 232L89 233V234L87 233L88 234V235H86L87 237L85 236ZM231 232H234L236 234H233L232 235ZM258 232H260V234ZM79 233L81 234L80 236L78 235ZM227 233H230V234L226 235ZM246 233H247V236H246ZM28 234L29 235L34 234V235H32V236L29 237ZM215 234L216 235L218 234L219 237L221 235V237H222L223 240L221 238L219 239L218 236H214ZM224 234L226 235L225 238L228 239V240H226L225 238H223L225 236ZM254 234H256V235H254ZM98 235H99V237L101 235L103 239L101 238L99 240ZM36 236L37 237L39 236L38 237L39 239ZM44 236H45V238H43ZM77 236H79L80 238L77 237ZM228 236H231V237H228ZM41 237L43 238V240L44 239L45 240L43 241ZM94 237H97L98 240H97V238H94ZM244 237H246V238H244ZM146 238H147V240H146ZM160 238H161V240H160ZM212 238H213V240H212ZM231 238L233 239V241H232ZM80 239H81V241H78ZM82 239L85 240V241H83ZM158 239H159V241H158ZM234 239H236V240H234ZM104 240H105V242H104ZM33 241H34V243H33ZM40 241H42V242L40 243ZM88 241H90V242H88ZM97 241H99V242H97ZM234 241H235V243H234ZM236 241H238V242H236ZM253 241H255V242L253 243ZM30 242H31V245H30ZM35 242H36V244H35ZM81 242L82 243H85V244H88V243H90V244H88V245H85V244L82 245ZM32 243H33V246H32ZM96 243H99L98 244V247L100 246V243H101L100 249L98 247H96L97 246ZM102 243L105 244V245H103ZM220 243H223V244H220ZM26 244H27V246H29L28 249L26 247ZM198 244H199V246H198ZM214 244H216V245L217 244L218 245L220 244V245L219 246L218 245L215 246ZM260 244H262V246ZM157 245H158V248L156 247ZM209 245L212 246V249L210 248ZM67 246H69L70 250H69V248H67ZM106 246L108 248H106ZM207 246H209V247L206 250V247ZM229 246H231V247H229ZM234 246H235V248H234ZM249 246H251V247H249ZM36 247H39V248H36ZM94 247L96 248V250H95V251H97L96 253H99L100 256L102 254V251H104L103 252L104 253V256H101L100 257L99 255H97L95 253L92 254L91 253V250H93ZM118 247H120V248L117 249ZM162 247H165L166 248V249L163 248V252L161 250ZM215 247L217 249H215ZM247 247H249L251 249H249V248L247 249ZM260 247L261 248L263 247L262 248L263 250H260L261 249ZM4 248L6 250L2 248V251H1L2 252V255L0 253V256H1L0 257V263L1 264L2 263L4 264V262L7 261V260H5L7 258L5 256H8L7 255V252L5 253V251H8V248H6V247H4ZM32 248H34V249H32ZM62 248L65 249V250H63ZM78 248H80V249H78ZM103 248H104V250H103ZM213 248H214V250H213ZM232 248H234V249H232ZM258 248H260V249H258ZM60 249H61V251H60ZM72 249H75V250L72 251ZM109 249H110V252L111 251L113 252V253L111 252L112 254L108 252ZM112 249L115 251V255L116 256L114 255V251ZM241 249L243 251H241ZM26 250H27V252H26ZM29 250H30V252H32V250H33V252H32L33 254L32 253L29 254V252H28ZM157 250L160 252L159 254H161V255L164 254V253L165 254L162 255V256L160 255V257H159V255L157 254L158 253ZM208 250H212L211 252H212L213 255L212 254L211 255L213 257L211 255H208V254H210V253H208L209 252ZM217 250H218V254L221 252L219 254L220 256H217V254H216L217 252H215ZM86 251H87V253L90 252L91 254L90 253L87 254ZM213 251L215 253H213ZM250 251H251V253H248ZM39 252L40 253L43 252L42 253L43 255L40 254ZM225 252H226V254H225ZM260 252H262V253H260ZM3 253H5V254H3ZM63 253H65V256H64ZM154 253L157 254V255L154 256L155 255ZM230 253L232 255H234V256L232 257ZM236 253H238V254L235 255ZM36 254H38L39 256L36 255ZM66 254H68V255H66ZM106 254H109L111 256L108 255L107 256L108 259H107V257H105ZM243 254H244V256H243ZM247 254H252L253 257H251V255H248L249 256V258H248V256H246ZM33 255H35V256H33ZM90 255H92V256H90ZM94 255L96 256V259H95V256ZM221 255L222 256L226 255V256H224V259H226L230 255L232 257V259H231V257L230 258L228 257L227 260H225V262H224V259L221 258L222 257ZM31 256H33V257H31ZM61 256L63 258H61ZM117 256H118V258H117ZM209 256H210V259H209ZM238 256L239 257H242L243 259L242 258H239ZM4 257H5V259H4ZM14 257H15V254L11 258L14 259ZM26 257H28V258H26ZM71 257H72L73 260L71 259ZM111 257H112V259H111ZM11 258L9 260H11ZM29 258H32V259L29 260ZM131 258H132V260H131ZM206 258L208 259V262H206L207 261ZM3 259H4V261H3ZM56 259L57 260H60L61 262L60 261H57ZM62 259H64V260H62ZM171 259H173V260L171 261ZM213 259L215 261H213ZM247 259H249V260H247ZM1 260L3 262H1ZM28 260H29L30 263L28 262ZM161 260H163V259H161ZM220 260H221V262H220ZM54 261H57V262L54 263ZM65 261H66V263H65ZM94 261H96V262H94ZM160 262H162V261H160ZM7 263H8V261L5 262V264H7ZM168 263H165V264H168ZM233 263H229V264H233ZM17 264H20V261Z\"/></svg>",
	"mask_w": 264,
	"mask_h": 264
},
{
	"label": "bare ground",
	"instance_id": "obj_2",
	"mask_svg": "<svg viewBox=\"0 0 264 264\" xmlns=\"http://www.w3.org/2000/svg\"><path fill=\"white\" fill-rule=\"evenodd\" d=\"M31 1H33V0H31ZM34 1H38V0H34ZM34 1H33V2H34ZM49 1H50V0H49ZM65 1H68V0H65ZM65 1H64V0H52L53 3L50 2V4L52 3L53 5H55V8H54L55 14H54V16H56V18H59L60 16H62V15H61L62 12H63V11H62V8L64 9L63 6H64V4L66 3ZM128 1H129V0H128ZM130 1H132V0H130ZM138 1H139V0H138ZM138 1H137V2H138ZM142 1H143V0H142ZM145 1H146V0H144L143 3H144ZM147 1H148V0H147ZM177 1H180V0H177ZM194 1H195V0H194ZM196 1H197V0H196ZM201 1H202V0H198L197 2L199 3V2H201ZM209 1H210V0H209ZM209 1H208V2H209ZM219 1H221V0H219ZM223 1H224V0H223ZM28 2H30V1L28 0ZM43 2H44V1H43ZM133 2L135 3V0H134ZM153 2H154V1H153ZM156 2H157V1H156ZM181 2H183V1H181ZM216 2H217V0H216ZM221 2H222V1H221ZM237 2H239V0H238ZM39 3H41V2H39ZM44 3H45V2H44ZM124 3H125V2H124ZM127 3H128V2H127ZM130 3H132V2H130ZM143 3L141 4L142 6L145 5V4H143ZM145 3H147V2H145ZM148 3H150V2H148ZM157 3H158V4H157V7H159V9L155 7V8H153V10L156 9V11H158V16H159L160 19H161V17L164 16V13L167 15V13H166L167 11H168L169 14H170V12L173 13V9H172V8L174 7V4H173V7L171 8L172 5H170V4H171L170 0H158ZM173 3H174V2H173ZM175 3H176V2H175ZM193 3H195V2H193ZM193 3H192V4H193ZM211 3H213V2H211ZM211 3H210V5H213V4H211ZM36 4H38V3L36 2ZM36 4H35V5H36ZM66 4H67V3H66ZM138 4H140V3H138ZM151 4H153V3H151ZM176 4H179V3L177 2ZM181 4H182V3H181ZM181 4H180V5H181ZM185 4H186V3H185ZM192 4H191V5H192ZM214 4H215V2H214ZM218 4H219V3H218ZM28 5H29V4H28ZM31 5H32V4H31ZM35 5H34V6H35ZM38 5H40V4H38ZM121 5H122V4H121ZM124 5H125V4H124ZM182 5H183V4H182ZM191 5H190V6H191ZM201 5H202V3L200 4V6H201ZM203 5H204V4H203ZM216 5H217V4H216ZM238 5H239V4L237 3V6H238ZM29 6H30V5H29ZM34 6H33V7H34ZM36 6H37V5H36ZM42 6H43V5H42ZM42 6H39V7H42ZM51 6H52V5H51ZM126 6H127V5H126ZM128 6H129V5H128ZM132 6H135V5L133 4ZM138 6H139V5H137V8H139ZM147 6H148V4H147ZM147 6H146V7H147ZM149 6H150V4H149ZM154 6H155V5H154ZM177 6H178V5H177ZM188 6H189V5H188ZM218 6H219V5H218ZM227 6H229V5H227ZM227 6H226V8H227ZM53 7H54V6H53ZM130 7H131V6H130ZM180 7H181V6H180ZM184 7L186 8V5H185ZM193 7H195V6H193ZM210 7H211V6H210ZM213 7H214V10L217 9V8H215V5H214ZM231 7H232V5H231ZM238 7H239V6H238ZM135 8H136V7H135ZM170 8H171V9H170ZM178 8H179V7H178ZM181 8H182V7H181ZM181 8H180V9H181ZM185 8H183V9H185ZM188 8H190V7H188ZM191 8H192V7H191ZM205 8H206V6H205ZM208 8H209V7H208ZM208 8H207V9H208ZM234 8H237V7L234 6ZM0 9H1V8H0ZM31 9L33 10L32 7H31ZM36 9H37V7H36ZM36 9L34 8V10H36ZM120 9H121V8H120ZM125 9H127V8L125 7L124 9L122 8L121 10H124L123 12L125 13V11H126ZM128 9H129V8H128ZM145 9H146V8H145V6H144V11H145ZM148 9H149V8H148ZM157 9H158V10H157ZM165 9H168V10H165ZM174 9H175V7H174ZM194 9H195V8H194ZM196 9H197V8H196ZM196 9H195L194 11H196ZM212 9H213V8H212ZM247 9H248V8H247ZM5 10H6V9H5ZM5 10H4V12H5ZM117 10H118V9H117ZM121 10H120V11L118 10V12H121ZM132 10H134V9H132ZM132 10L130 9V11H132ZM138 10H139V9H138ZM138 10H137V12H138ZM141 10H143V8H142ZM169 10H170V12H169ZM176 10H177V9H176ZM178 10H179V9H178ZM198 10H200V9H197V11H196L195 13L191 14L192 16L195 15V18L191 17V16H190V13H188L187 11H186V13H188L190 17H188V18H186V17L183 18V17H184V14H186V13H184V11H183V17H182L183 19L181 20V23H180V22L177 23L178 20H177V19L175 20V21H177V22H175V24L177 23L179 29H177V25H175V24H174V25H171L172 30L175 29V30H176L175 32H176V33L178 32V34L173 38V42H175V45H174L175 48H170L171 51H170V52L168 51L169 53H168V55H167V58L165 57L164 60H162L161 58H159V59L162 60V63H163V61H166V62H167L168 59H171V60H174V61H175V59H176V61L178 60L179 57H177V56H178L179 51H178L177 48H180V49H181V48L184 46L185 42H186V38H187V36H188L190 33H192L195 29H197L198 27H200L201 24H202V23H201L200 26H195V25L193 24V20H198L199 18H201V17L203 16V15L200 13V11H198ZM208 10H209V9H208ZM210 10H211V9H210ZM210 10H209L208 12H210ZM214 10H212V11H214ZM218 10H219V9H218ZM218 10H216V12L219 13ZM237 10H238V9H237ZM127 11H128V10H127ZM134 11H136V10H134ZM139 11H140V10H139ZM146 11H147V10H146ZM154 11H155V10H154ZM174 11H175V10H174ZM201 11H202V9H201ZM203 11H204V10H203ZM227 11H228V10H227ZM233 11H234V10H233ZM52 12H53V11H52ZM123 12H121V13H123ZM132 12H133V11H132ZM147 12L149 13L150 10L147 11ZM152 12H153V11H152ZM225 12H226V10H225ZM124 13H123V14H124ZM126 13H127V12H126ZM126 13H125V14H126ZM140 13H141V12H139L137 15H139ZM145 13H146V12H145ZM205 13H206V12H205ZM210 13H212V12H210ZM210 13H209V14H210ZM214 13H215V12H214ZM232 13H233V12H232ZM5 14H6V13H5ZM123 14H122V15H123ZM129 14H130V13H129ZM129 14H126V15H129ZM141 14H143V13H141ZM149 14H150V13H149ZM152 14H154V12H153ZM156 14H157V13H156ZM156 14H154V15H156ZM161 14H163V16H161ZM179 14H181V12H180ZM188 14H187V15H188ZM200 14L202 15L201 17H200ZM212 14H213V13H212ZM212 14H211L210 16H212ZM219 14H220V13H219ZM227 14H228V13H227ZM6 15H7V14H6ZM116 15H117V14H116ZM137 15H135L137 18L133 19L134 21L132 20L133 22H132L131 24L134 25L133 27L127 23V26L129 25L128 27H130V26L132 27V29H130L131 27L129 28L130 31L132 30L131 32L134 31V28L137 29V27H139L141 24H144L143 22H144L145 20L143 21L142 18L140 19ZM143 15H146V14H143ZM166 15H165V17H166ZM171 15H172V14H171ZM181 15H182V14H181ZM181 15H180V16H181ZM222 15H223V14H222ZM225 15H226V14H225ZM230 15H231V14H230ZM230 15H229V16H230ZM120 16H121V15H119V19L122 18L123 16L125 17V15H123L122 17H120ZM131 16H132V14H131ZM135 16H133V17H135ZM149 16H150V15H149ZM158 16H157V17H158ZM168 16H169V15H168ZM168 16H167V17H168ZM208 16H209V15H208ZM213 16H214V15H213ZM219 16H220V15H219ZM219 16H218L217 18H219ZM6 17H7V16H6ZM6 17H4L5 20H6ZM117 17H118V16H117ZM129 17H130V16H128V18H129ZM154 17H155V16H154ZM171 17H173V16H171ZM174 17H176V16H174ZM205 17H207V15H205ZM221 17H222V16H221ZM51 18H52V17H51ZM51 18H50V19H51ZM54 18H55V17H53V19H54ZM126 18H127V17H126ZM145 18H146V16H145ZM147 18H148V15H147ZM147 18H146V19H147ZM149 18H150V17H149ZM159 18H158V19H159ZM177 18H179V16H178ZM192 18H193V19H192ZM203 18H204V16H203ZM214 18H215V17H214ZM214 18H213V19H214ZM59 19H60V18H59ZM114 19H115V17H114ZM116 19H117V18H116ZM116 19H115V20H116ZM158 19L156 18L155 20H158ZM162 19H163V18H162ZM180 19H181V18H180ZM211 19H212V18H211ZM211 19H209V20L211 21ZM5 20L3 19L2 11L0 10V25L4 26V21H5ZM8 20H9V19H8ZM51 20H52V19H51ZM120 20H122V19H120ZM125 20H126V19H125ZM125 20H123V21H125ZM150 20H151V19H150ZM152 20H153V19H152ZM164 20H165V18H164ZM166 20H167V19H166ZM169 20H170V19H169ZM203 20H204V19H203ZM217 20H218V19H217ZM49 21H50V20H48V22H49ZM117 21H118V23L120 22L119 20H116V22H117ZM148 21H149V20H148ZM199 21H200V19H199ZM214 21H216V20H214ZM214 21H213V22H214ZM6 22H8V21H6ZM46 22H47V21H46ZM96 22H97V21H96ZM96 22H95V23H96ZM156 22H157V21H156ZM171 22H174L173 19H172ZM194 22H195V21H194ZM197 22H198V21H197ZM202 22H203V21H202ZM205 22H206V21H205ZM205 22H204V24H205ZM207 22H208V21H207ZM207 22H206V23H207ZM211 22H212V21H211ZM55 23H56V22H55ZM97 23H98V22H97ZM97 23L95 24V26L97 25ZM114 23H115V22H114ZM122 23H124V22H122ZM125 23H126V22H125ZM151 23H152V22H151ZM154 23H155V22H154ZM159 23H160V22H159ZM166 23H167V22L165 21V25H163V26H162V25H161V26H158L156 29H154V31H156L155 34L153 33V31H151V32L154 34L153 36L155 37V38H154L155 42H156V39H160V37H162V35H163L167 30L169 31L168 28H167V30H166V26H167V24L169 23V21H168L167 24H166ZM199 23H200V22H199ZM199 23H198V24H199ZM209 23H210V22H209ZM209 23H208V24H209ZM214 23H215V22H214ZM152 24H153V23H152ZM161 24H162V23H161ZM171 24H173V23H171ZM195 24H196V22H195ZM215 24H216V23H215ZM215 24H214V26H215ZM49 25H50V23H49ZM52 25L54 26V23H52ZM52 25H50V26H52ZM102 25H103V24H102ZM113 25H114V24L109 25V26H107V28L109 29L110 26H113ZM115 25H116V23H115ZM115 25H114V28H115ZM122 25H125V24H122ZM154 25H155V24H154ZM154 25H152V26H154ZM157 25H158V24H157ZM209 25H210L209 29L212 28L211 26H213V25H211V24H209ZM43 26H44V25H43ZM117 26H118V25H116V27H117ZM119 26H121V25H119ZM119 26H118V27H119ZM125 26H126V25H125ZM145 26H146V22H145ZM145 26H143V29H141L142 31L140 30V32L143 33V32L146 30L145 28H147L148 25H147V27H145ZM203 26H204V25H203ZM203 26H201V27H203ZM206 26H207V25H205V27H206ZM96 27H97V26H96ZM96 27H95V28H96ZM100 27H101V26H98V27H97V28H99V31H100ZM141 27H142V26H141ZM144 27H145V28H144ZM168 27H169V26H168ZM201 27L198 28V29L200 30ZM207 27H208V26H207ZM216 27H217V26H216ZM216 27H215V28H216ZM0 28H1V27H0ZM46 28H47V27H46ZM53 28H54V27H53ZM53 28L51 27L50 29H53ZM60 28H62V27H60ZM97 28H96V29H97ZM102 28H105V26H103ZM111 28H112V27H111ZM111 28H110V29H111ZM149 28H152V27L149 26ZM153 28H154V27H153ZM153 28H152V29H153ZM213 28H214V27H213ZM54 29H55V28H54ZM56 29H57V28H56ZM58 29H59V28H58ZM105 29H106V28H105ZM123 29H125L124 26H123ZM123 29L121 28V29L118 30V28H116L115 30H117V33H115V34H117V35H114V36H113V35H112V36H111V35L107 36V35L105 34V33H107V32H105V33H104L103 31H102V32H103V33L109 38V40H114L115 42H116V41H119V43L122 45L123 43L125 44V42H124V40H125V35H124V34H119V33H120L119 31H120V30L124 31ZM144 29H145V30H144ZM147 29H148V28H147ZM198 29H197V30H198ZM203 29H205V28H203ZM218 29H219V28H218ZM45 30H46V29H45ZM97 30H98V29H97ZM101 30H103V29H101ZM126 30H128V29L126 28ZM129 30H128L127 32H129ZM138 30H139V29H138ZM143 30H144V31H143ZM212 30H213V29H212ZM216 30H217V29H216ZM47 31H49V30H47ZM51 31H52V30H51ZM54 31H56V30H54ZM61 31H62V30H61ZM61 31L59 30V34H60ZM99 31H98V32H99ZM104 31H105V30H104ZM113 31H114V29H113ZM168 31L166 32V34H167V33H170V32H168ZM204 31H205V30H204ZM204 31H203V33H204ZM208 31H209V30H208ZM210 31H211V29H210ZM210 31H209V32H210ZM214 31H215V30H214ZM218 31H219V30H218ZM2 32H3V31H2ZM2 32H1V33H2ZM42 32H43V29H42ZM63 32H64V31H63ZM63 32H62V33H63ZM102 32H101L100 35H102V37H104V35H103ZM108 32H110V30H109ZM111 32H112V30H111ZM115 32H116V31H115ZM125 32H126V31H125ZM134 32H135V31H134ZM134 32H133V34H134ZM138 32H139V31H138ZM138 32H136V33H138ZM140 32H139V33H140ZM151 32H150V33H151ZM171 32H172V31H171ZM175 32H172V33H175ZM209 32H208V35H209ZM40 33H41V32H40ZM44 33H45V32H44ZM48 33H49V32H47V34H45V35L48 36ZM57 33H58V31H57ZM62 33H61V35H62ZM123 33H124V32H123ZM136 33H135V34H136ZM139 33H138V35L140 36L141 33H140V34H139ZM148 33H149V32H148ZM148 33L145 32V35H147ZM150 33H149V34H150ZM176 33H175V34H176ZM194 33H195V32H194ZM197 33H198V32H197ZM203 33H201V34H203ZM210 33H211V32H210ZM213 33H216V32H213ZM213 33H212V34H213ZM2 34H3V33H2ZM108 34H109V33H108ZM113 34H114V32H113ZM135 34H134V35H135ZM143 34H144V33H143ZM175 34H174V35H175ZM204 34H205V33H204ZM206 34H207V33H206ZM4 35H5V34H4ZM4 35H3V36H4ZM39 35H40V34H39ZM45 35H44V36H45ZM61 35H60V36H61ZM97 35H99V34H97ZM100 35H99V36H100ZM138 35H137V36L135 35L136 38L138 37ZM151 35H152V34H151ZM168 35H169V34H168ZM174 35H173V36H174ZM191 35L193 36L194 34L192 33ZM191 35H189V36H191ZM197 35H198V34H197ZM210 35H211V34H210ZM216 35H217V34H216ZM216 35H215V36H216ZM57 36H58V35H57ZM106 36H105V37H106ZM127 36H128V35H127ZM135 36H134V38H135ZM170 36H171V34H170ZM192 36H191V37H192ZM195 36H196V35H195ZM205 36H206V35H205ZM213 36H214V35H213ZM215 36H214V37H215ZM41 37H42V36H41ZM96 37H98V36H96ZM128 37H129V36H128ZM130 37H131V36H130ZM132 37H133V36H132ZM140 37H142V36H140ZM164 37H165V35H164ZM171 37H172V36H171ZM191 37H190V40H191ZM197 37H198V36H197ZM202 37H203V36H202ZM202 37H201V38H202ZM208 37H209V36H208ZM208 37H207V39H208ZM217 37L220 38V37H222V36H217ZM108 38H106V39L108 40ZM150 38H151V37H150ZM150 38H149V40H150ZM166 38H167V37H166ZM192 38H193V37H192ZM205 38H206V37H205ZM210 38H211V36H210ZM219 38H218V39H219ZM46 39H48V37H47ZM50 39L52 40V38H50ZM97 39H98V38H97ZM101 39H102V38H101ZM129 39H130V38H129ZM138 39H139V38H138ZM138 39H137V40H138ZM170 39H172V38H170ZM195 39H196V38H195ZM195 39H192V40L195 41ZM207 39H206V40H207ZM218 39H217V40H218ZM38 40H39V39H38ZM86 40H87V39H86ZM94 40H95V39H94ZM103 40H105V39L98 40V41H96L94 44H92V45H93V46H92L93 51H94V49H95L96 51L98 50L99 52H100V50H102V51L104 52V54H106V53H105V50L107 49L106 51H108V53H110V52H109V48H112V47H109L110 44H108L110 41L107 43V44H108V45H107L106 43L103 42ZM107 40H106V42H107ZM135 40H136V39H134V41H135ZM154 40H153V41H154ZM184 40H185V42H184ZM187 40H188V39H187ZM199 40H200V39H199ZM206 40H205V41H206ZM208 40H209V39H208ZM208 40H207V41H208ZM210 40L212 41V38H211ZM210 40H209V41H210ZM214 40H216V37H215ZM5 41H6V40H5ZM5 41H3V42H5ZM39 41H40V40H39ZM47 41H48V40H47ZM127 41H128V40H127ZM127 41H126V42H127ZM130 41H131V40H130ZM151 41H152V40H151ZM153 41H152V42H153ZM158 41H161V40H157V42H158ZM196 41H197V40H196ZM205 41H204V42H205ZM207 41H206V45H207L206 47L208 48V44H209V43H208ZM218 41H220V40H218ZM244 41H245V40H244ZM55 42H58V41L55 40ZM60 42H61V40H60ZM83 42L85 43V40H83ZM132 42H133V41H131V44H132ZM136 42H137V41H136ZM147 42H149V41H147ZM162 42H165V39L162 40ZM166 42H167V41H166ZM170 42H171V41H170ZM170 42H169V37H168V44H169ZM6 43H7V42H6ZM43 43H45V42H43ZM49 43L52 44V42H49ZM128 43H129V41H128ZM133 43H134V42H133ZM187 43H188V42H187ZM194 43H195V42H194ZM200 43H201V40H200ZM200 43L198 42V44H200ZM207 43H208V44H207ZM212 43H213V42H212ZM212 43H210V44H211V45H214V44H212ZM215 43H216V42H215ZM218 43H219V42H218ZM2 44H3V43H2ZM39 44H40V43L38 42L37 45H39ZM57 44H58V43H57ZM57 44H56V45H57ZM129 44H130V43H129ZM129 44H128V47H129ZM137 44H138V43H137ZM142 44H144V43H142ZM147 44H148V43H147ZM153 44H154V43H153ZM163 44H164V43H163ZM188 44H189V43H188ZM195 44H197V43H195ZM37 45H36V47H37ZM47 45H49V44H47ZM59 45H60V44H59ZM63 45H64V43L62 42V46H63ZM82 45H83V44H82ZM85 45H86V44H85ZM87 45H89V44L87 43ZM114 45H115V44H114ZM135 45H136V44H135ZM139 45H141V44H139ZM139 45H138V46H139ZM151 45H152V43H151ZM160 45H162V43H161ZM160 45H158V46H160ZM191 45H193V42H192ZM204 45H205V43H204ZM41 46H42V48H41V49H42L41 52L38 51V52L40 53V56H41V53H42L43 55H48V53H51V50H50V49H51V48H52V49L54 48L53 44H52V47H51V45H50V47H51L50 49H48L49 47H46L45 45H44V46L41 45ZM60 46H61V45H60ZM89 46H90V45H89ZM89 46H88V48H91V47H89ZM110 46H113V44L110 45ZM115 46H117V45H115ZM132 46H133V45H132ZM146 46H147V45H146ZM146 46H145V47H146ZM149 46H150V45H149ZM149 46H147V47H149ZM162 46H164V45H162ZM185 46H186V45H185ZM0 47H1V46H0ZM55 47H57V46H55ZM81 47H83V46H81ZM107 47H108V48H107ZM120 47L122 48V46H120ZM128 47H125V48L128 49ZM142 47H143V46H142ZM151 47H152V46H151ZM156 47H157V46H156ZM156 47H155V48H156ZM166 47H167V46H166ZM193 47H194V46H193ZM197 47L199 48L200 46H197ZM206 47H203V48H206ZM61 48H62V47H61ZM61 48H60V49H61ZM86 48H87V47H86ZM115 48H116V47H115ZM135 48H136V47H135ZM135 48H133V49H135ZM137 48H138V47H137ZM137 48L135 49L136 52H137V50H138ZM140 48H141V47H140ZM149 48H150V47H149ZM153 48H154V47H153ZM157 48H158V47H157ZM157 48H156V50H158ZM160 48L163 49L164 47H160ZM183 48H185V47H183ZM191 48H192V46L190 47V46L188 45L187 50H188V49H191ZM195 48H196V47H195ZM207 48L205 49L206 51L209 50V49L207 50ZM212 48H213V47H212ZM36 49H37V48H36ZM55 49H58V48H55ZM60 49H58V50H60ZM69 49H70V48H69ZM99 49H100V50H99ZM123 49H124V48H123ZM126 49H125V50H126ZM180 49H179V50H180ZM38 50H39V49H38ZM80 50H81L82 52H84V49H83V50L80 49ZM111 50H112V49H111ZM116 50H117V49H116ZM129 50H130V49H129ZM139 50H140V49H139ZM141 50H143V49H141ZM156 50H155V51H156ZM187 50L184 49V51H186V52H187ZM195 50L197 51V49H195ZM195 50H194V51H195ZM205 50H204V51H205ZM61 51H62V49H61ZM67 51H70V50H67ZM67 51H66V52H67ZM86 51H87V49H86ZM88 51H89V50H88ZM93 51H91L90 53H92ZM145 51L147 52L148 49L145 50ZM145 51H143V53H144ZM151 51H152V50H151ZM159 51H160V50H159ZM165 51H166V50H165ZM180 51H181V50H180ZM182 51H183V50H182ZM182 51H181V52H182ZM196 51H195V52H196ZM211 51H212V49H211ZM211 51H209V52H211ZM54 52H55V51H54ZM54 52H53V54H54ZM56 52H57V50H56ZM78 52H79V50H78V51L76 50L74 54H76V53H78ZM82 52H81V53H82ZM99 52H98V54L100 55ZM103 52H101V53H103ZM113 52H115V51H112V53H113ZM116 52H117V51H116ZM129 52H130V51H129ZM132 52H134V51H131V52H130V53H131V58H132V56H135V55L132 54ZM136 52H135V53H136ZM152 52H153V51H152ZM152 52H151V54H153V55H154V53H157V52H153V53H152ZM161 52H162V51H161ZM181 52H180V54H181ZM186 52H184V53L186 54ZM189 52H190V51H189ZM195 52H194V53H195ZM197 52H198V51H197ZM199 52H200V51H199ZM46 53H47V54H46ZM57 53H58V52H57ZM85 53H89V52H85ZM85 53H84V54H85ZM108 53H107V54H108ZM117 53H118V52H117ZM130 53H129V54H130ZM135 53H134V54H135ZM187 53H188V52H187ZM201 53H202V52H201ZM201 53H200V56H199V62L195 60L196 63H197V62L199 63V64L197 63L199 66L202 64V63H200V62H202V60H203V58H202V59L200 58V57L203 56V54L201 55ZM55 54H56V53H55ZM60 54H61V53H60ZM60 54H59V55H60ZM84 54H81V56L79 55L80 57H79V59H76V63H75V65H74V67H75L76 64H77V61L82 60L83 63H85L84 66H83V68L85 67V68H84L85 71H84L82 68H81V69H82L84 72L87 73L86 75H88L89 73H88L87 71L93 70V68H94L93 65H95V64H93L92 62H90L91 60L88 61L87 59H85V58H84ZM98 54L96 53V56H97ZM107 54H106V56H107ZM138 54H139V53H138ZM148 54H149V53H148ZM148 54H147V55H148ZM166 54H167V52H166ZM195 54H197V53H195ZM198 54H199V53H198ZM198 54H197V55H198ZM205 54H207V53L204 52V55H205ZM43 55H42V56H43ZM93 55H95V53H94ZM108 55H110V54H108ZM147 55H146V56H147ZM155 55H156V54H155ZM163 55H164V54H163ZM72 56H73V58H74V55H72ZM89 56H90V55H89ZM104 56H105V55H104ZM110 56H112V55H110ZM114 56H115V55H114ZM137 56H138V55H137ZM144 56H145V55H144ZM157 56H158V55H157ZM157 56H156V57H157ZM161 56H162V55H161ZM164 56H166V55H164ZM182 56H183V52H182V55H180V57L182 58ZM188 56H189V59H191V58H190V55H188ZM205 56H206V55H205ZM205 56H204V58H205ZM219 56H220V55H219ZM225 56H230V55H229V54H226ZM45 57H46V56H45ZM55 57H56V55H55ZM87 57H88V56H87ZM98 57H99V56H98ZM115 57H116V56H115ZM140 57H142V55H141ZM150 57H151V56H150ZM184 57H185V56H184ZM220 57H221V56H220ZM46 58H47V57H46ZM53 58H54V57H53ZM56 58H58V56H57ZM59 58H60V57H59ZM92 58H93V57H92ZM99 58H100V57H99ZM101 58H103V57L101 56ZM126 58L129 59V57H126ZM147 58H149V57H147ZM147 58H146V60H147ZM153 58H155V57H153ZM227 58H228V57H227ZM230 58H231V56H230L228 59H230ZM42 59H43V58H42ZM50 59H51V58H50ZM50 59H49V60H50ZM60 59H61V58H60ZM108 59H110V58H108ZM117 59H118V58H117ZM132 59H133V58H132ZM143 59H144V58H143ZM149 59H150V58H149ZM151 59H152V58H151ZM187 59H188V58H187ZM189 59H188V60H189ZM196 59H197V57H196ZM43 60H44V59H43ZM49 60H48V61H49ZM93 60H94V59H93ZM115 60H116V59H115ZM129 60L131 61V59H129ZM141 60H142V59H141ZM182 60H183V59H182ZM184 60H185V58H184ZM197 60H198V59H197ZM200 60H201V61H200ZM45 61H46V60H45ZM45 61H44V63H45ZM51 61H55V59H54V60L52 59ZM51 61H50V62H51ZM70 61H71V59H70ZM147 61H148V60H147ZM147 61H146V62H147ZM186 61H187V60H186ZM189 61H190V60H189ZM226 61H227V60H226ZM42 62H43V61H42ZM46 62H47V61H46ZM93 62H94V61H93ZM111 62H112V61H111ZM128 62H129V61H128ZM139 62H140V61H139ZM142 62H143V61H142ZM146 62H144V66H145V64L147 65ZM149 62H150V61H149ZM149 62H148V63H149ZM153 62H154V60L151 61V63H153ZM159 62H160V61H159ZM183 62H184V61H182V63H183ZM187 62H188V61H187ZM191 62H192V61H191ZM229 62H230V61H229ZM68 63H69V64L72 63L71 65H73V62L70 63V62L68 61ZM79 63H81V62H79ZM108 63H109V62H108ZM154 63H156V62H154ZM157 63H158V62H157ZM157 63H156V65H158ZM171 63H172V62H171ZM176 63H177V62H176ZM182 63H181V64H182ZM184 63H185V62H184ZM46 64H47V63H46ZM48 64H49V63H48ZM48 64H47V67H49L51 63L49 64V66H48ZM117 64H118V63H117ZM134 64H135V63H134ZM134 64H133V66H134ZM137 64H138V63H136V65H137ZM140 64H141V63H140ZM168 64H169V63H168ZM168 64H167V65H168ZM177 64H178V63H177ZM185 64H187V63H185ZM197 64H196V65H197ZM42 65H43V63H42ZM96 65H98V64H96ZM109 65H110V64H109ZM109 65H108V66H109ZM111 65H112V64H111ZM119 65H120V64H119ZM150 65H151V64L147 65V67L150 66ZM172 65H173V64H172ZM198 65H197V66H198ZM53 66H54V65H53ZM106 66H107V65H106V63H105V67H106ZM108 66H107V67H108ZM122 66H123V65H122ZM130 66H132V65H129L128 67H130ZM133 66H132V67H133ZM152 66H153V64H152ZM152 66H151V67H152ZM162 66H163V65H162ZM164 66H165V65H164ZM170 66H171V65H170ZM170 66H169V69L171 70ZM176 66H177V65H176ZM176 66H175V67H176ZM189 66H190V65H189ZM189 66L187 67L188 71L191 70V68H194V69H195V67H194L193 65H191V66H193V67H191L190 69H189ZM199 66H198V67H199ZM201 66H202V65H201ZM42 67H44V66H42ZM66 67H67V66H66ZM69 67H70V66H69ZM79 67H80V66H78V69H79ZM81 67H82V66H81ZM95 67H96V66H95ZM98 67H99V66H98ZM103 67H104V66H103ZM110 67H111V66H110ZM132 67H131V68H132ZM140 67H141V65H139V68H140ZM145 67H146V66H145ZM156 67H157V66H156ZM49 68H50V67H49ZM71 68L73 69V66H71ZM99 68H100V67H99ZM112 68H113V67H112ZM115 68L118 69V67H114V69H115ZM120 68H122V67H120ZM134 68H136V67H134ZM134 68H133V69H134ZM137 68H138V66H137ZM142 68H143V67H142ZM142 68H141V69H142ZM153 68H155V66H154ZM158 68H159V67H158ZM172 68H174V66H173ZM37 69H38V68H37ZM43 69H45V68H43ZM67 69L72 70V69H70V68H67ZM81 69H79V70H81ZM109 69H110V68H109ZM126 69H127V68H125L124 70H126ZM145 69H146V68H145ZM166 69H167V68H166ZM166 69H165V70H166ZM175 69H177V67H176ZM181 69H182V68H181ZM187 69H185V70H187ZM196 69H197V68H196ZM198 69L201 70L202 67H201V68L199 67ZM41 70H42V69H40L38 72H40ZM69 70H68V71H69ZM94 70H95V69H94ZM96 70H98V69H96ZM100 70H101V72L103 71L102 69H100ZM118 70H120V69H118ZM153 70H154V69H153ZM162 70H163V68H162ZM179 70H180V69H179ZM185 70H182V71L185 72V73L188 72V71H185ZM200 70H195V71H199V72H200ZM44 71H45V70H44ZM44 71H43V72H44ZM66 71H67V70H66ZM72 71H73V70H72ZM75 71H76V70H75ZM75 71H73V73H74ZM98 71H99V70H98ZM98 71H97V72H98ZM108 71H109V70H107L106 72H108ZM110 71H111V70H110ZM120 71H121V70H120ZM120 71H119V72H120ZM127 71H128V70H127ZM134 71H135V70H134ZM134 71H133V73H134ZM136 71H138V70H136ZM144 71H145V73H146V70H144ZM148 71L150 72V70H148ZM151 71H152V70H151ZM154 71H155V70H154ZM160 71H161V68H160ZM175 71H176V70H175ZM175 71H174V72H175ZM180 71H181V70H180ZM182 71H181V72H182ZM191 71H193V70H191ZM191 71H190V72H191ZM43 72H42V73H43ZM55 72H56V71H55ZM55 72H54V74H55ZM58 72H59V71H58ZM58 72H57V74H58ZM90 72L92 73V71H90ZM94 72H95V71H94ZM99 72H100V71H99ZM101 72H100V73H101ZM114 72H115V70H114ZM114 72H113V73H114ZM121 72L123 73L124 71H121ZM121 72H120V73H121ZM131 72H132V71H131ZM149 72H148V74H149ZM155 72H156V71H155ZM157 72H158V71H157ZM168 72H169V71H168ZM176 72H177V71H176ZM176 72H175V73H176ZM183 72H182V74H183ZM190 72H188V73H190ZM44 73H45V72H44ZM64 73H65V72H64ZM67 73H68V72H67ZM70 73H71V71H70ZM73 73H72V74H73ZM79 73H80V72H79ZM91 73H90V74H91ZM95 73H96V72H95ZM102 73H105V72L103 71ZM102 73H101V74H102ZM117 73H118V72H116V74H117ZM128 73H129V72H128ZM140 73H141V72H139L138 74L140 75ZM150 73H151V72H150ZM159 73H160V72H159ZM162 73H163V72H162ZM169 73H170V72H169ZM175 73H174V74H175ZM191 73H192V72H191ZM193 73H194V72H193ZM45 74H46V73H45ZM81 74H82V73H81ZM90 74H89V75H90ZM114 74H115V73H114ZM114 74H113V75H114ZM118 74H119V73H118ZM155 74H156V73H155ZM160 74H161V73H160ZM166 74H168V73H166ZM170 74H171V73H170ZM179 74H180V73H179ZM194 74H195V73H194ZM58 75H59V74H58ZM66 75H67V74H66ZM70 75H71V74H70ZM70 75H68V76L70 77ZM73 75L75 76V73H74ZM86 75H85V76H86ZM110 75H111V74H110ZM123 75H124V74H123ZM127 75H129V74H127ZM135 75H136V74H135ZM139 75H138V76H139ZM144 75H146V74H144ZM151 75H152V74H151ZM168 75H169V74H168ZM189 75H191V74H189ZM81 76H82V75H81ZM85 76H83V77H85ZM90 76H91V75H90ZM95 76H96V75H95ZM101 76H102V75H101ZM101 76H100V77H101ZM103 76H104V75H103ZM105 76H106V74H105ZM105 76H104V77H105ZM147 76H148V75H147ZM152 76H153V75H152ZM160 76H161V75H160ZM176 76H177V73H176ZM184 76H185V75H184ZM186 76H188V75H186ZM186 76H185V78H186ZM192 76L194 77V76H196V75H192ZM192 76H191V77H192ZM43 77H44V75H43ZM53 77H54V76H53ZM55 77H56V79L59 78V77L57 78V75H56ZM66 77H67V76H66ZM66 77L63 76V80H67V79L69 80V77H68L67 79H65ZM79 77H80V76H79ZM83 77H81V78H83ZM92 77L94 78V75H92ZM96 77L98 78V75H97ZM108 77H109V76H108ZM116 77H117V75H116ZM121 77H122V76H121ZM131 77H132V76H131ZM131 77H129V80L131 79ZM133 77H134V75H133ZM135 77H136V76H135ZM148 77H150V75H149ZM180 77H181V76H180ZM193 77H192V78H193ZM197 77H198V75L196 76V79H197ZM46 78H48V77L46 76ZM73 78H74V77H73ZM86 78H87V77H86ZM88 78H89V76H88ZM124 78H125V76H124ZM159 78H160V77H159ZM163 78H164V77H163ZM166 78H167V77H166ZM187 78H189V77H187ZM194 78H195V77H194ZM263 78H264V77H263ZM52 79H53V78H52ZM56 79L54 78V80H56ZM61 79H62V78H61ZM61 79H60V81H59V79H58V81H59L60 83L62 82ZM84 79H85V78H84ZM89 79H90V78H89ZM95 79H96V78H95ZM95 79H94V80H95ZM98 79H99V78H98ZM109 79H110V78H109ZM113 79H114V78H113ZM116 79H117V78H116ZM122 79H123V78H122ZM127 79H128V78H127ZM134 79H136V78H134ZM142 79H143V81H144V78H143V77H142ZM150 79H151V78H150ZM152 79H153V77H152ZM152 79H151V80H152ZM155 79H156V78H155ZM161 79H162V78H161ZM175 79H176V78H175ZM180 79H181V78H180ZM180 79H178V80H180ZM183 79H184V77H183ZM183 79H181V80H183ZM79 80H80V79H79ZM87 80H88V79H87ZM87 80H86V81H87ZM91 80H92V79H91ZM107 80H108V79H107ZM119 80H120V79H119ZM123 80H124V79H123ZM159 80H160V79H159ZM168 80H169V78H168ZM178 80L175 81V83H174V85L171 87V89H169V90L167 89V90L169 91L168 94L170 93V94H173V96H174V94L177 95L178 93H180V90H179V87H178V86H180L181 84H178V82H179ZM187 80H188V79H186V80L184 79V81H182V82L184 83V82H186ZM193 80H194V79H193ZM48 81H49V80H48ZM51 81H52V80H50V82H51ZM71 81H72V80H71ZM77 81H78V80H77ZM84 81H85V80H84ZM84 81H80V82H81V83H82V82L84 83ZM108 81H109V80H108ZM111 81H112V80H111ZM117 81H118V80H117ZM125 81H126V80H125ZM125 81H124V82H125ZM134 81H137V80H134ZM134 81L132 80L133 84H135ZM145 81H146V79H145ZM148 81H149V79H148ZM170 81H174V80L170 78ZM177 81H178V82H177ZM190 81H191V79H190ZM190 81H189V82H190ZM53 82H56V81H53ZM53 82H51V84H52ZM59 82H58V83H59ZM68 82H70V80H69ZM91 82H92V81H91ZM102 82H103V81H102ZM113 82H116V81H113ZM159 82L163 83L161 80H160V81H157V84H156V85L154 84V86L151 85L150 82H149V83H150L151 86H153L152 88L156 87V89L159 90V92H160V91H162V90L164 89L166 83H165V84H159ZM176 82H177V83H176ZM192 82H193V81H192ZM195 82H196V80H195ZM233 82H234V81H233ZM239 82H240V81H239ZM239 82H237V83H239ZM72 83H74V82H72ZM75 83H76L75 86H77V82H75ZM81 83H79V84H81ZM87 83L89 84L88 81H87ZM109 83H111V82H109ZM109 83H108V84H109ZM116 83H118V82H116ZM129 83H130V82H128V84H129ZM146 83H147V82H146ZM183 83H182V84H183ZM187 83H188V82H187ZM193 83H194V82H193ZM258 83H260V82H258ZM258 83L256 82L257 86H258ZM51 84H50V85H51ZM70 84H71V83H70ZM122 84H123V82H122ZM126 84H127V83H126ZM141 84H142V83H141ZM141 84H139V86H140ZM170 84H171V83H170ZM194 84H196V83H194ZM194 84H193V85H194ZM262 84H263V83H262ZM68 85H69V84H68ZM103 85H104V84H103ZM105 85H106V84H105ZM114 85H115V83H114ZM119 85H120V86H123V85H121V84H119ZM131 85H132V84H131ZM131 85H130V88H131ZM136 85H137V83L135 84V86H136ZM142 85H143V84H142ZM142 85H141V86H142ZM145 85H146V84H145ZM167 85H168V84H167ZM183 85H184V84H183ZM190 85H192V83H191ZM259 85H260V84H259ZM71 86H72V85H71ZM86 86H87V85H86ZM89 86H90V85H89ZM116 86H117V85H116ZM137 86H138V85H137ZM143 86H144V85H143ZM146 86H147V85H146ZM151 86H150V87H151ZM184 86H186V83H185ZM50 87H51V86H50ZM53 87L55 88V86H53ZM77 87H78V86H77ZM77 87H76V89H77ZM81 87H83V85H82ZM107 87H108V86H107ZM107 87H106V88H107ZM112 87H113V86H112ZM114 87H115V86H114ZM118 87H119V86H118ZM118 87H117V88H118ZM182 87H183V86H182ZM191 87H193V86H191ZM253 87L256 88L255 86H253ZM259 87H260V86H259ZM261 87H263V86H261ZM56 88H57V87H56ZM87 88H88V87H87ZM99 88H100V87H99ZM102 88H103V87H102ZM120 88H122V87H120ZM125 88H127V87H125ZM125 88H122V89H125ZM135 88H136V87H135ZM144 88H145V86H144ZM147 88H148V86H147ZM169 88H170V87H169ZM183 88H184V87H183ZM186 88H187V86L185 87V89H186ZM189 88H190V87H189ZM71 89H72V88H71ZM84 89H85V88H84ZM122 89H121L120 91H119V90H114V89H113L114 91L112 90V94H113L114 98H113V100L110 99L111 102L109 103L108 107H107V105L105 104L106 107H107V109H106V110H103V109H102V110L105 111V112L103 113L102 117H100V118H103V119H104V121H105L104 123H106V124H107L106 126H108L110 129H113V126H114V127H115V129H114L115 131H116V128L119 129L120 123H121V127H122L123 125H125V124H123V123H126V122L130 123V125H131V123L134 122V121H133L134 117H136V116H135L136 114H135V112H134V111H136V110H134V109H136V108L131 107V106L133 105V103H132V104L130 103L131 105H129V106H127V105H123V102L125 101V99L128 100V99H127L128 96H127V93H126V94L124 93L126 90H125V91L123 90L124 92H122ZM132 89H134V88H132ZM141 89H142V88H141ZM165 89H166V88H165ZM187 89H188V88H187ZM256 89H257V88H256ZM262 89H264V88H262ZM57 90H59V89H57ZM78 90H79V89H78ZM87 90H88V89H87ZM87 90H85L84 92H86ZM101 90H103V89H101ZM127 90H128V89H127ZM134 90H135V89H134ZM139 90H140V89H139ZM142 90H143V89H142ZM145 90H146V89H145ZM177 90H179V92H178ZM181 90H182V89H181ZM52 91H54V90L52 89ZM52 91H51L50 93H52ZM73 91H75V89H74ZM73 91H72V92H73ZM81 91H82V90H80V92H81ZM143 91H144V90H143ZM176 91H177V93H175ZM258 91H259V89H258ZM69 92H70V91H69ZM76 92H77V91H76ZM129 92H130V91H129ZM135 92H137V91H135ZM162 92H163V91H162ZM165 92H166V91H165ZM165 92H164V93H165ZM259 92H260V91H259ZM74 93H75V92H74ZM74 93H73V94L71 93V95H74ZM110 93H111V92H110ZM131 93H133V96H134V91L131 92ZM131 93H130V94H131ZM147 93H148V92H147ZM256 93H257V92H256ZM260 93H261V92H260ZM83 94H84V93H83ZM106 94H107V93H106ZM138 94H140V93H138ZM156 94H157V93H156ZM182 94H183V92H182ZM251 94H252V93H250V95H251ZM262 94H263V93H262ZM77 95H80V93L77 94ZM84 95L86 96V93H85ZM84 95H83V96H84ZM135 95H136V94H135ZM161 95H162V94H161ZM166 95H167V94H166ZM179 95H180V94H179ZM252 95H253V94H252ZM85 96H84V97H85ZM133 96H132V97H133ZM146 96H148V95H146ZM181 96H182V95H180L179 98H181ZM66 97H67V96H66ZM69 97H71V96L69 95ZM81 97H82V95H81ZM109 97H112V95L109 96ZM151 97H152V96H151ZM167 97H168V95H167ZM177 97H178V96H177ZM248 97H249V96H248ZM256 97H257V96H256ZM260 97H261V96H260ZM48 98L50 99V97H47V99H48ZM71 98H72V97H71ZM76 98H77V97H76ZM79 98H80V97H79ZM79 98H78V99H79ZM168 98H170V97H168ZM175 98H176V97H175ZM175 98H173L174 100L171 98V99L173 100V102H171V103H166L168 99L164 100L165 104L162 103V102L160 101V100H162V99L157 100V101L155 100V101L153 102V103H154V104H153L154 106H153L152 114L155 113V116H158L157 113L163 114V115L166 116V117H165V116H163V117H165V118L167 119V120H166L167 122H169V123H173L172 119L175 120V118H172V117L175 115V112H176L177 108H179V107L177 106L178 104L175 103ZM179 98H178L177 101L180 100ZM184 98H185V95H184ZM211 98H212V97H211ZM246 98H247V96H246ZM246 98H245V101H247ZM78 99H76L77 102H78ZM80 99H83V97L80 98ZM104 99H105V98H104ZM129 99H130V98H129ZM131 99H132V98H131ZM144 99H145V98H144ZM213 99H214V98H213ZM247 99H251V97H250V98H247ZM72 100H73V98H72ZM74 100H75V99H74ZM76 100H75V101H76ZM100 100H101V99H99V102H100ZM107 100H108V99H107ZM169 100H170V99H169ZM181 100H182V99H181ZM251 100H253V97H252ZM251 100H250V101H251ZM81 101H82V100H81ZM102 101H103V100H102ZM102 101H101V102H102ZM144 101H145V100H144ZM162 101H163V100H162ZM170 101H171V100H170ZM182 101L184 102L185 100L183 99ZM245 101H244V103L246 104ZM259 101H260V100H259ZM77 102H76V103H77ZM79 102H80V100H79ZM105 102H106V100H105ZM125 102H126V101H125ZM140 102H141V101H140ZM180 102H181V101H180ZM242 102H243V101H242ZM256 102H257V101H256ZM260 102H261V101H260ZM102 103H104V102H102ZM102 103H100V105H101V106H105V105H102ZM107 103H108V102H107ZM136 103H137V101H136ZM148 103H149V102H148ZM234 103H235V102H234ZM248 103H249V102H248ZM261 103H262V102H261ZM263 103H264V101H263ZM263 103H262V104H263ZM77 104H78V103H77ZM85 104H86V103H85ZM180 104H181V103H179V105H180ZM251 104H252V102H251ZM254 104H255V102H254ZM257 104H260V103H257ZM75 105H76V104H75ZM100 105H99V106H100ZM135 105L137 106V104H135ZM138 105H140V103H139ZM181 105H182V104H181ZM239 105H240V104H239ZM255 105H256V104H255ZM78 106H79V104H78ZM80 106H81V105H80ZM85 106H86V105H85ZM133 106H134V105H133ZM145 106H146V105H145ZM147 106H148V105H147ZM149 106H150V105H149ZM151 106H152V105H151ZM151 106H150V107H151ZM241 106H242V104H241ZM241 106H240V107H241ZM250 106H251V105H250ZM106 107H105V108H106ZM137 107L139 108V106H137ZM140 107H141V105H140ZM252 107H253V106H252ZM257 107H258V106H257ZM260 107H261V105H260ZM262 107H263V106H262ZM75 108L78 109L76 106H75ZM98 108H99V107H98ZM98 108H97V109H98ZM101 108H102V107H101ZM138 108H137V109H138ZM142 108H143V107H142ZM142 108H139V109H142ZM151 108H152V107H151ZM249 108H250V107H249ZM249 108H247V109H245V110L248 111ZM258 108H259V107H258ZM94 109H96V108H94ZM97 109H96V110H97ZM148 109H149V108H148ZM148 109L146 108V114H147V110H148ZM179 109H180V108H179ZM243 109H244V108H243ZM250 109H251V108H250ZM254 109H256V108H254ZM100 110H101V109H100ZM143 110H144V109H143ZM182 110H183V109H182ZM237 110H238V109H237ZM69 111L72 112L73 110H69ZM69 111H68V112H69ZM75 111H76V110H75ZM77 111H78V110H77ZM150 111H151V110H150ZM179 111H181V110H179ZM179 111H178V113H179ZM235 111H236V110H235ZM252 111H253V110H252ZM73 112H74V111H73ZM73 112H72V113H73ZM136 112H137V111H136ZM138 112H140V111L138 110ZM138 112H137V113H138ZM141 112H142V111H141ZM141 112H140V113H141ZM143 112H145V111H143ZM143 112H142V114H143ZM249 112H250V110H249ZM249 112H248V113H249ZM254 112H256V111L254 110ZM66 113H67V111L64 113V115H65ZM69 113H70V112H69ZM69 113H68V114H69ZM95 113H96V112H95ZM100 113H101V112H99V114H100ZM149 113H151V112H149ZM182 113H183V112H181V114H182ZM256 113H258V110H257ZM261 113H262V112H261ZM68 114H67V115H68ZM76 114H77V112H76ZM138 114H139V113H138ZM142 114H141V115H142ZM146 114H145V115H146ZM156 114H157V115H156ZM176 114H177V113H176ZM181 114H180V115H181ZM240 114H241V113H240ZM243 114H244V113H243ZM243 114H242V115H243ZM252 114H253V112H252ZM254 114H255V113H254ZM254 114H253V115H254ZM73 115H74V114H73ZM96 115H98V114L96 113ZM145 115H144V116H145ZM180 115H179V114H178V115H175V116H176V119H177V116H180ZM184 115H185V114H183V117H184ZM245 115H246V113H245ZM245 115H244V116H245ZM250 115H251V114H250ZM256 115H257V114H256ZM263 115H264V114H263ZM65 116H66V115H65ZM65 116H64L63 118H65ZM100 116H101V115H100ZM121 116H122V117H121ZM123 116L125 117V120H124V117H123ZM137 116H138V115H137ZM155 116H151V117L154 118ZM235 116H236V113H235ZM237 116H238V115H237ZM69 117H70V116H69ZM69 117L67 116V118H65V119H66V120H67V119L69 120ZM89 117H90V116H89ZM89 117H88V119L90 120L91 118H89ZM91 117H92V116H91ZM120 117L122 118L123 121L120 119ZM146 117H147V116H146ZM146 117H145V118H144V117L139 118V119L137 120L138 122H136V123H139V124L141 125L142 129L145 128L144 131L147 129V127L151 128L150 126L153 125V124L150 125L149 123H151V122L148 121V120H151V121L153 122V120H152L153 118H152V119H146ZM149 117H150V115H149ZM151 117H150V118H151ZM240 117H242V116H240ZM245 117H246V116H245ZM61 118H62V117H61ZM251 118H252V117H251ZM257 118H258V117H256V119H257ZM73 119H75V118L73 117ZM86 119H87V118H86ZM92 119H95V122L97 121V120H96L97 117H96V118H92ZM98 119H99V118H98ZM103 119H102V120H103ZM135 119H136V118H135ZM158 119L160 120L159 117H158ZM178 119H181V117H179ZM227 119H228V117H227ZM232 119H233V118H232ZM246 119H247V118H246ZM58 120H59V119H58ZM58 120H57V123H58ZM61 120H63V119H61ZM68 120H67V121H68ZM75 120H76V119H75ZM75 120H73V122H74ZM99 120H101V119H99ZM161 120H162V119H161ZM230 120H231V119H230ZM236 120H237V119H236ZM236 120H233V121L236 122ZM238 120H239V119H238ZM238 120H237V121H238ZM243 120H245V118H244ZM243 120H242V121H243ZM85 121H86V120H85ZM91 121H92V120H91ZM154 121L156 122V119H155ZM180 121H181V120H180ZM240 121H241V120H240ZM240 121H239V123H240ZM63 122H64V121H63ZM77 122H78V120H77ZM100 122H101V121H100ZM155 122H153V123L155 124ZM167 122H166V123H167ZM225 122H227V121H225ZM225 122H224V123H225ZM228 122H229V121H228ZM59 123H61V122L59 121ZM64 123H65V122H64ZM79 123H80V121H79ZM83 123H84V121H83ZM136 123H135V125H136ZM158 123H160V122L158 121L157 124H158ZM164 123H165V121H164ZM174 123H175V122H174ZM183 123H186V122H183ZM183 123H182L181 125H185V124H183ZM187 123H188V121H187ZM229 123H230V122H229ZM237 123H238V122H237ZM239 123H238V124H239ZM251 123H253V122H251ZM54 124H55V123H54ZM80 124H81V123H80ZM89 124H90V123H89ZM89 124H88V126H89ZM94 124H95V123H94ZM162 124H163V123H162ZM175 124H176V123H175ZM175 124H173V125H175ZM222 124H223V123H222ZM231 124H232V122L230 123V125H231ZM240 124H241V123H240ZM260 124H261V123H258V125H260ZM263 124H264V121H263ZM60 125H62V123H61ZM77 125L80 126L78 123H77ZM83 125H84V124H83ZM95 125H96V124H95ZM100 125H101V123H100ZM110 125H111V127H110ZM132 125H134V124L132 123ZM165 125H166L165 127H167V125H169V124L167 123V124H165ZM173 125H172V126H173ZM220 125H221V124H220ZM223 125L226 126L225 124H223ZM233 125H234V123H233ZM236 125H237V124H236ZM261 125H262V124H261ZM72 126H73V125H72ZM84 126H85V125H84ZM88 126H87V127H88ZM106 126H104V127H106ZM137 126H138V125H137ZM163 126H164V125H163ZM237 126H238V125H237ZM247 126H248V124H247ZM249 126H250V125H249ZM58 127H59V126H58ZM60 127H61V126H60ZM81 127H82V126H81ZM87 127L85 126L84 128H81V129H83V131H82L81 133L83 134L84 131H85V135H86V137L84 138V136H83V138L81 139V140H82V145H83V146H82V149H81L80 152H78V151H77L78 153L75 152V151H74L75 148H74L73 146H71V147H72V151H71V152H69V151L71 150V148H70V150H67V149H66L65 151H62V152H64V153H62V154L57 153V155L59 154L58 156H60V157L62 156L61 159H62V158L64 159V160H63V159H62V160L65 162V164H62V165H63L62 167H65L64 165L67 166L66 169H67V172H68L69 176H70V174H71V176H75V175L77 176V173H78V171H79L78 169H79L80 165H82V166L84 167V169H83V170L81 169V171L85 172V174H87V176L89 175L90 178H91L92 173H94V172H96V171L93 172L92 170H90V171L92 172V173H91V172L89 171V169H90L89 167L95 165L96 168L93 169V170H96V169H97V171H98V170L100 169V166H102V167H103V170H104V168L107 166V164L110 163V161H107V162H109V163H107L106 161H104V158L107 159V160L110 159V158L112 157V155L114 154V152H111V150H114V147H116V146H117L118 148H120V147L118 146V144H119V141H118V140H119V139L116 140L117 138L115 139V137H116L115 135H114L115 137L113 136L114 138H112V140H111V138H109L110 135H108V137L105 136L106 138H109L110 141H112V142H113L114 139H115V141H118V142H114V143H112V144H113L112 147H111V145H112L111 143H110L111 145L108 144V145L111 147V150L109 151V152H110V153H109V152H108V148L106 147V146H108V145H106V146L104 145V142L107 141V139L104 140L103 137H104L105 133L109 132L110 130L107 131V132H105L104 135H103V137H102V135L100 134V133L102 132L101 130H103V129H102V128H103L102 126H101V128H97V127H100V126H98V124H97V127H95V126H93V127H90V126H89L88 128H87ZM108 127H106V128L109 129ZM131 127H132V126H131ZM139 127H140V126H139ZM139 127H138V128H139ZM159 127H160V126H159ZM169 127H170V126H169ZM212 127H213V126H212ZM228 127H229V126H227V129H228ZM233 127H234V126H233ZM240 127H241V126H240ZM251 127H252V125H251ZM254 127H255V126H253L252 128L254 129ZM257 127H258V126H257ZM259 127H260V126H259ZM262 127H264V125H263ZM262 127H261V129H260L261 132H262ZM69 128H70V127H69ZM69 128H68V129L66 128V130L68 131ZM71 128H72V127H71ZM73 128H74V127H73ZM106 128H104V130H105ZM122 128H124V127H122ZM132 128H133V127H132ZM135 128H136V127H135ZM149 128H148V129H149ZM154 128H155V127H154ZM156 128H158L157 125H156ZM167 128H168V127H167ZM210 128H211V127H210ZM218 128H219V127H218ZM221 128H222V127H221ZM221 128H220V129H221ZM224 128H225V127H224ZM247 128H248V127H247ZM255 128H256V127H255ZM59 129H60V128H59ZM77 129L80 130V128H77ZM77 129H76V130H77ZM125 129H126V130H129L128 125H127V128H125ZM148 129H147V130H148ZM158 129H159V128H158ZM160 129H161V128H160ZM160 129H159V130H160ZM163 129H164V128H163ZM163 129H162V130H163ZM215 129H216V128H215ZM225 129H226V128H225ZM229 129H230V128H229ZM240 129H241V128H240ZM248 129H250V128H248ZM248 129H247V131H246V129H245V132H247V133L245 134L246 136H247V134H248ZM253 129H251V130L254 132L255 130H253ZM256 129H257V128H256ZM6 130H7V129H6ZM60 130H61V129H60ZM70 130H73V129H70ZM76 130H75V131H76ZM119 130H120V129H119ZM123 130H124V129H123ZM133 130H134V129H133ZM133 130H131V131H133ZM136 130H139V129H136ZM159 130H158V131H159ZM208 130H210V129H208ZM233 130H234V129H233ZM257 130H258V129H257ZM257 130H256L255 132H257ZM260 130H258V131H260ZM56 131H57V130H56ZM58 131H59V130H58ZM67 131H65V129H64V132H67ZM75 131H74V133H75ZM120 131H122V130H120ZM149 131H153V129H152V130H149ZM163 131H164V130H163ZM166 131H167V129L165 128V132H166ZM210 131H212V130H210ZM228 131H229V130H228ZM249 131H250V130H249ZM69 132H70V131H69ZM69 132H68V135H69ZM72 132H73V131H72ZM79 132H80V131H79ZM110 132L113 133V130H111ZM116 132L118 133V131H116ZM122 132H124V131H122ZM122 132H120V133H122ZM127 132H128V131H127ZM137 132H138V131H137ZM137 132H136V133H137ZM140 132H141V131L139 130V133H138L137 136H139V135H141V134H144L143 131H142L141 133H140ZM154 132H157V130L154 131ZM160 132H161V131H160ZM243 132H244V131H243ZM243 132H242V134H243ZM250 132H251V131H250ZM250 132H249V134H250ZM261 132H260V133H261ZM60 133H61V132H60ZM102 133H103V132H102ZM130 133H131V132H130ZM134 133H135V132H134ZM146 133H147V132H146ZM151 133H152V132H151ZM161 133H162V132H161ZM211 133H212V132H211ZM220 133H221V132H220ZM229 133H230V132H229ZM237 133H238V131H237ZM260 133H259V135H260ZM57 134H58V133H57ZM57 134H56V135H57ZM71 134H72V133H71ZM82 134H81V135H82ZM109 134H110V133H109ZM123 134L126 135V131H125L124 133H122V135H123ZM128 134H129V133H128ZM147 134H148V133H147ZM154 134H158V133H154ZM232 134H233V132H232ZM235 134H236V133H235ZM240 134H241V133H240ZM254 134H255V135L257 134L256 137H260V136H258V132H257V133H254ZM9 135H10V134H9ZM19 135H20V134H19ZM21 135H22V134H21ZM21 135H20V136H21ZM53 135H55V134H52V136H53ZM64 135L66 136V133H65ZM73 135H75V134H73ZM73 135H72L71 137H73ZM77 135L80 136L79 134H77ZM106 135H107V134H106ZM148 135H149V134H148ZM150 135H152L153 137L150 138V137H149ZM150 135L148 136V137L150 138V140H152V138H155L153 134H150ZM211 135H212V134H211ZM255 135H254V136H255ZM7 136H8V135H7ZM7 136H6V137H7ZM20 136H19V138H20ZM60 136H61V135H60ZM131 136H133V134H132ZM131 136H129V137H131ZM137 136H135V138H137ZM142 136H143V135H142ZM243 136H244V134H243ZM249 136H250V135H248V137H249ZM14 137H15V136H14ZM23 137H24V136H23ZM53 137H54V136H53ZM55 137H56V136H55ZM55 137H54V138H55ZM66 137H67V136H66ZM66 137H65V138H66ZM80 137H81V136H80ZM129 137H128V135H127V138H129ZM133 137H134V136H133ZM156 137H157V136H156ZM214 137H215V136H214ZM220 137H221V136H220ZM234 137H235V136H234ZM238 137H240V138H238L237 140H239L240 142H241L242 140H247V139H250V140H249L250 143L252 142V141H251V140H252L251 138H247V137H246L247 139H242V138H241L242 136H240V135H239ZM252 137H253V135H252ZM262 137H263V135H262ZM16 138H17V137H16ZM16 138H15V139H16ZM19 138H18V139H19ZM57 138H58V137H57ZM73 138H75V136H74ZM78 138H79V137H78ZM131 138H132V137H131ZM135 138H134V140H135ZM138 138H140V136H139ZM138 138H137V139H138ZM141 138H142V137H141ZM149 138H148V139H149ZM243 138H245V137H243ZM260 138H261V137H260ZM6 139H7V138H6ZM10 139H11V138H10ZM10 139H9V140H10ZM55 139H56V138H55ZM70 139H71V138H70ZM70 139H69V140H70ZM76 139H77V138H76ZM120 139H121V141H122V140H123V137L120 138ZM129 139H130V138H129ZM142 139H143V138H142ZM142 139H141V142H143ZM155 139H156V138H155ZM157 139H158V138H157ZM210 139H211V138H210ZM210 139H209V140H210ZM215 139H216V138H215ZM232 139H233V138H232ZM240 139H242V140H240ZM258 139H259V138H258ZM262 139H263V138H262ZM24 140H25V139H24ZM26 140H27V139H26ZM26 140H25V141H26ZM58 140H59V139H58ZM61 140H62V139H61ZM66 140H67V139H66ZM66 140L64 139V141H66ZM79 140H80V139H79ZM81 140H80V141H81ZM125 140H126V139L124 138L123 141H125ZM130 140H131V139H130ZM153 140H154V139H153ZM4 141H5V140H4ZM22 141H23V140H22ZM55 141H56V140H55ZM67 141H68V140H67ZM108 141H109V140H108ZM128 141H129V140H128ZM139 141H140V140H139ZM139 141L136 140L135 142H136V143H140ZM210 141H211V140H210ZM219 141H220V140H219ZM235 141H236V140H235ZM247 141H248V140H247ZM249 141H248V142H249ZM253 141H254V140H253ZM256 141H257V138H256ZM262 141H263V140H262ZM262 141H260V140L258 141L260 145H261ZM23 142H24V141H23ZM23 142H21V144H25V143H23ZM58 142H59V141H58ZM60 142H62V141H60ZM72 142H73V141H71L70 143H72ZM135 142H133V145L135 144ZM212 142H213V141H212ZM220 142H221V141H220ZM248 142H247V143H248ZM254 142H255V141H254ZM258 142H257V144H258ZM260 142H261V143H260ZM9 143H10V142H9ZM11 143H12V142H11ZM13 143H14V142H13ZM26 143H27V142H26ZM51 143L53 144V142H51ZM68 143H69V142H66L64 145L69 146ZM108 143H109V142H108ZM121 143H123V142H121ZM121 143H120V145H121ZM234 143H235V142H234ZM243 143H244V141H243ZM247 143H246V144H247ZM250 143H249V144H250ZM3 144H4V143H3ZM3 144H2V145H3ZM5 144H6V143H5ZM5 144H4V145H5ZM58 144H59V143H58ZM209 144H211V143H209ZM257 144H256V145H257ZM4 145H3V147H5ZM7 145H8V143H7ZM7 145H6V148H7ZM53 145H54V144H53ZM70 145H71V144H70ZM123 145L126 146L125 144H123ZM212 145H213V144H212ZM235 145H237V143H235L234 146H235ZM247 145H248V144H247ZM22 146H23V145H21V147H22ZM58 146H59V145H58ZM67 146H65V147L68 148ZM77 146H78V148H79V143H78ZM77 146H76V148H77ZM80 146H81V143H80ZM103 146H104V147H103ZM134 146L136 147L137 145L135 144ZM140 146H141V145H140ZM218 146H219V145H217V147H218ZM226 146H227V145H226ZM226 146H225V147H226ZM238 146H239V145H237V147H235V148L238 149ZM241 146H242V145H241ZM241 146H240V147H241ZM262 146H263V144H262ZM0 147H1V146H0ZM3 147H2V148H3ZM23 147H25V146H23ZM23 147H22V148H23ZM27 147H28V146H27ZM27 147H26V148H27ZM50 147H52V145H51ZM56 147H57V146H56V144H55V148H56ZM110 147H109V148H110ZM122 147H123V146H121V148H122ZM135 147L133 148V146H132V149H131L132 151L130 150L131 155H132V158L134 157V155H136V154L133 153V151H134V150L136 151V149H137V148L135 149ZM143 147H144V146H143ZM212 147H213V146H212ZM212 147H211V148H212ZM214 147H215V146H214ZM217 147H216V148H217ZM221 147H222V146H221ZM223 147H224V146H223ZM245 147H246V146H245ZM252 147H253V146H252ZM6 148H3V150L6 149ZM8 148H10V147H8ZM12 148L15 149L16 147L13 146V147H11L10 149H12ZM29 148H30V147H29ZM29 148H27V149H29ZM59 148L62 149V148H64V147H59ZM92 148H95V151L93 150V151H94V152H93V153H94V154H93V157H94V155H95L96 157H94V158H96L97 161H96L95 163H93L92 165L88 166V165H89V161H90V160L92 161V159H94L93 157H90V159H88V158H89V157H88V151H89V149H90L89 152L91 153V151H92L91 149H92ZM138 148H139V147H138ZM140 148H141V147H140ZM242 148H243V147L239 148L238 151H239L240 149H242ZM255 148H256V147H255ZM10 149H8V150L10 151ZM52 149H53V148H52ZM56 149H57V150H56ZM56 149L54 150L55 152L58 151V148H56ZM124 149H125V147H124ZM128 149H129V148H128ZM133 149H134V150H133ZM220 149H221V148H220ZM220 149H219V150L217 149V150L220 151ZM248 149H250V148H248ZM248 149H247V150H248ZM251 149H252V148H251ZM253 149H254V148H253ZM261 149H262V148H261ZM263 149H264V148H263ZM1 150H2V149H1ZM1 150H0V152H1ZM15 150H16V149H15ZM22 150H24V148H23ZM30 150H31V149H30ZM32 150H33V149H32ZM59 150H60V149H59ZM79 150H80V148H79ZM116 150H117V148H116ZM118 150H119V149H118ZM120 150H123V148L120 149ZM221 150H222V149H221ZM225 150H226V152L229 151V150H227L226 148H225ZM235 150H236V149H235ZM247 150H246V151H247ZM5 151H7V150H5ZM5 151L2 152V154L0 153V154H1L0 157H1L3 154H6ZM34 151H35V150H34ZM44 151H45V150H44ZM51 151H52V150H51ZM51 151H50V152H51ZM96 151H97V152H96ZM123 151H124V150H123ZM123 151H121V154H122ZM125 151H126V153H127V150H125ZM135 151H134V152H135ZM137 151H138V150H137ZM210 151H211V150H210ZM213 151H215V149H214ZM238 151H237V152H238ZM14 152H15V151H14ZM22 152H23V151H22ZM28 152H29V154H30V151H29V150H28ZM31 152H32V151H31ZM36 152H37V151H36ZM208 152H209V151H208ZM211 152H212V151H211ZM216 152H217V151H216ZM229 152H230V151H229ZM237 152H236V153H237ZM241 152H243V150H241ZM241 152H240V153H241ZM257 152H258V151H257ZM262 152H263V151H262ZM7 153H8V152H7ZM15 153H16V152H15ZM19 153H20V151H19ZM32 153H33V152H32ZM32 153H31V154H32ZM46 153L48 154V152H46ZM52 153H53V152H52ZM76 153H77V154H76ZM116 153H118V152H116ZM119 153H120V152H119ZM132 153H133V154H132ZM136 153H138V152H136ZM209 153H210V152H209ZM227 153H228V152H227ZM238 153H239V152H238ZM238 153H237V154H238ZM259 153H260V152H259ZM26 154H27V153H26ZM29 154H28V155H29ZM54 154H55V153H54ZM140 154H141V153H140ZM140 154H139V155H140ZM212 154H213V153H212ZM215 154H216V153H215ZM243 154H246V152H243ZM243 154H242V155H243ZM261 154H262V153H261ZM6 155H7V154H6ZM9 155H10V153H9L6 157H8ZM11 155H12V154H11ZM17 155H18V154H17ZM17 155L14 154V156H13L14 158L12 157V160L15 159ZM20 155H21V154H20ZM42 155H43V153H42V154L40 153L39 156H38V159H40ZM118 155H119V154H117V156H118ZM137 155H138V154H137ZM238 155H239V154H238ZM3 156H4V155H3ZM18 156H19V155H18ZM24 156H25V155H24ZM31 156H32V155H31ZM35 156H37V155L35 154ZM47 156H48V155H47ZM47 156L44 154L43 158L46 157L45 159H47V161H48V157H47ZM50 156H51V155H50ZM53 156H54V155H53ZM55 156H56V154H55ZM90 156H92V154H90ZM115 156H116V155H115ZM115 156H114L113 158H115ZM117 156H116V157H117ZM236 156H237V155H236ZM248 156H249V153H248ZM261 156H262V155H261ZM19 157H20V156H19ZM25 157H26V156H25ZM39 157H40V158H39ZM56 157H57V156H56ZM119 157H120V156H118L117 158H119ZM121 157H122V156H121ZM129 157H130V156H129ZM251 157H252V156H251ZM259 157H260V156H259ZM263 157H264V156H263ZM1 158H2V157H1ZM1 158H0V160H2V161H1L0 165H1V164H2V165H3V164L5 165L6 163H8V166H6V169H7V167H9V164H10L9 161H8L9 159H8V160H6L7 158L4 159V162L6 161V163H4V162H3V159H1ZM3 158H5V157H3ZM10 158H11V157H10ZM52 158H53V157H52ZM54 158H55V157H54ZM54 158H53V159H54ZM117 158H116V159H117ZM135 158H136V157H135ZM227 158H228V157H226V159H227ZM233 158H234V157H233ZM260 158H261V157H260ZM18 159H19V158H18ZM20 159L23 160L22 157H20ZM59 159H60V158H59ZM123 159H124V158H123ZM123 159H122V160H123ZM125 159H126V158H125ZM226 159H225V160H226ZM234 159H235V158H234ZM234 159H232V160H234ZM236 159H239V158L236 157ZM236 159H235V160H236ZM249 159H250V157H249ZM254 159H255V158H254ZM26 160H27V162H28V159H26ZM26 160H25V162H26ZM36 160H37V159H36ZM50 160H52V159H50ZM110 160H111V159H110ZM119 160H120V158H119ZM130 160H131V158L129 159V161H130ZM227 160H228V159H227ZM227 160H226V162H228ZM252 160H253V159H252ZM261 160H262V159H261ZM40 161H41V159H40ZM47 161H46V163H47ZM57 161H59V160H57ZM91 161H90V162H91ZM115 161H116V160H115ZM115 161H113V162H115ZM117 161H118V160H117ZM136 161H137V160H136ZM254 161H255V160H254ZM254 161H253V162H254ZM2 162H3V163H2ZM13 162H14V161H13ZM13 162L11 161V163H13ZM18 162H20V161H18ZM30 162H33V161H30ZM34 162H35V161H34ZM37 162H38V161H37ZM37 162H36V163H37ZM41 162H42V161H41ZM53 162H54V161H53ZM53 162H52L51 165H53ZM92 162H93V161H92ZM120 162H121V161H120ZM120 162H119V163H120ZM124 162H125V161H124ZM124 162H123V164H124ZM245 162H246V161H245ZM262 162H263V161H262ZM14 163H16V162H14ZM36 163L34 164L35 167H36ZM38 163H39V162H38ZM38 163H37V164H38ZM46 163H45V164H46ZM50 163H51V162H50ZM59 163H60V161H59ZM61 163H62V162H61ZM105 163H107V164H105ZM116 163H117V162H116ZM134 163H135V161H134ZM247 163H249V162H247ZM16 164H17V163H16ZM21 164H25V166H26V163H24V160H23V163L21 162ZM31 164H32V163H31ZM41 164H42V163H41ZM41 164H40V165H41ZM47 164H48V163H47ZM54 164H56V163H54ZM111 164H112V163H111ZM123 164H122V165H123ZM254 164H256V163L254 162ZM12 165H13V164H12ZM18 165H19V163H18ZM49 165H50V164H49ZM56 165H58V162H57ZM60 165H61V164H59V166H60ZM114 165H116V164L114 163ZM131 165H132V164L130 163V166L128 167V170H130L129 168H132ZM231 165H232V164H231ZM236 165H237V164H236ZM236 165H235V166H236ZM239 165H240V164H239ZM242 165H244V164H242ZM242 165H241V167L243 168L244 166H242ZM247 165H248V164H247ZM247 165H246V167H247ZM251 165H252V163L249 164V166H251ZM262 165H263V164H262ZM10 166H11V165H10ZM19 166H20V165H19ZM22 166H23V165H22ZM28 166H29V165H28ZM42 166H44V165H42ZM45 166H46V165H45ZM45 166H44V167H45ZM78 166H79V167H78ZM108 166H109V165H108ZM112 166H113V164H112ZM112 166H110V167H112ZM118 166H119V165H118ZM257 166H258V165H257ZM257 166H256V167H257ZM1 167H3L4 170H5V167H4V166H1ZM13 167H14V166H13ZM29 167H30V166H29ZM47 167H48V166H47ZM51 167H52V166H51ZM116 167H117V166H116ZM116 167H115V168H116ZM134 167H135V166H134ZM237 167H239V166L237 165ZM261 167H262V166H261ZM10 168H12V166H11ZM10 168H9V169H10ZM14 168H15V167H14ZM19 168H20V167H19ZM21 168H22V167H21ZM33 168H34V167H33ZM33 168H32V169H33ZM37 168H38V166H37ZM37 168L35 169L36 171L38 170ZM39 168H40V166H39ZM42 168H43V167H42ZM45 168H46V167H45ZM49 168H50V166H49ZM58 168H60V167H58ZM80 168H81V167H80ZM91 168H94V166L91 167ZM108 168H109V167H108ZM115 168H114V169H115ZM249 168H250V167H249ZM249 168H248V169H249ZM1 169H2V168H1ZM9 169H8V171H9ZM17 169H18V167H17ZM54 169H55V168H53V170H54ZM101 169H102V168H101ZM105 169L108 170L107 167H106ZM119 169H120V168H119ZM236 169H237V168H236ZM238 169H239V168H238ZM243 169H244V168H243ZM252 169H253V168H252ZM19 170H20V169H19ZM22 170H23V169H22ZM27 170H28V169H27ZM30 170H31V168H30ZM30 170H29V171H30ZM45 170H46V169H45ZM45 170H44V172H45ZM50 170H52V168H51ZM116 170H117V169H116ZM256 170H257V169H256ZM2 171H3V170H2ZM31 171L34 172V170H31ZM31 171H30V172H31ZM41 171H43V170L41 169ZM48 171H49V169H48ZM56 171H57V170H56ZM62 171H64V170L61 169V172H62ZM101 171H102V170H101ZM126 171H127V170H126ZM244 171H246V170H244ZM253 171H254V170H253ZM258 171H260L259 168H258ZM14 172H15V171H14ZM17 172H18V171H17ZM38 172H39V170H38ZM44 172H43V174L46 175ZM61 172H60V173H61ZM79 172H80V171H79ZM83 172H82V174H83ZM103 172H105V170L102 171L101 175H102V177H103V176L105 177V175H103ZM112 172H113V169H112V171H111V174H112ZM119 172H120V171H119ZM121 172H122V171H121ZM127 172H128V171H127ZM239 172H240V171H239ZM248 172H249V171H248ZM263 172H264V171H263ZM7 173H8V172L5 171V172H4L5 175H4V174H3V175L0 174L1 177H2V178L0 179V224L3 225L2 223L5 222V224H7V226H5V227L9 229V232H8L7 235L0 237V253H1V255H2V252H1V251H2V248H3V249H5L4 247L8 248V251H5V253L7 252V255H8V256H5V255H4L5 257H7L6 259H5V257H4V259L8 261L7 264H17L19 261H20V264H21V262H22V261L20 260V259H21V257H20L21 253L19 252V253H20V255H19V254H16V252H17V251H20V249H21L22 246H23V241H22L23 239H22V237H23V236L26 237V234L29 233V229L25 226V225H28L29 223H28V224H27V223L24 224L25 222H27L26 220H24V223L21 222V224H20L19 222H20L21 219L18 218V219H19V220H18V219H17V216H16L15 218L13 217L14 215H16V213H19V212H18L19 210H18V211H15V210H17L16 208H14L15 210L11 208L13 211H12V212L9 211V210H11V209L8 207V206H10V204L7 205V207H8L9 210H7V213L5 214L6 211H5V208H4L2 205H3L4 203H7V202H6V201H7V200H6V188H5V186H2V185L4 184L5 181H7V182L9 181V182H10V180H8V177H7V175H6ZM12 173H13V172H12ZM12 173H11V174H12ZM34 173H36V172H34ZM34 173L31 174V175H30L29 173H26V175L29 174V175H28V176H29L28 178H30V184H31V183L34 184V183L32 182V181L36 178L35 175H34ZM40 173H41V172H40ZM244 173H245V172H244ZM24 174H25V171H23V172L20 171V172H18L17 177H19V178L21 177V178H22V176H23ZM48 174H49V172H48ZM48 174H47V175H48ZM85 174H84V175H85ZM108 174H109V171H108ZM108 174H106V176H109ZM113 174H114V173H113ZM113 174H112L111 176H113ZM246 174H247V173H246ZM250 174H251V173H250ZM253 174H254V173H253ZM261 174H262V172H261ZM263 174H264V173H263ZM9 175H10V174H9ZM14 175H15V174H14ZM26 175H24V176H26ZM44 175H43V176H44ZM49 175H51V174H49ZM54 175H55V174H54ZM60 175H61V174H60ZM63 175H64V174H63ZM94 175H95V174H94ZM97 175H98V174H97ZM117 175H118V174H117ZM36 176H37V175H36ZM39 176H40V174H39ZM41 176H42V175H41ZM52 176H53V175H52ZM57 176H58V175H57ZM57 176H56V177H57ZM76 176H75V177H76ZM78 176H79V175H78ZM89 176H88V177H89ZM98 176H99V175H98ZM98 176H97V178H98ZM258 176H259V175H258ZM262 176H263V175H261V176H259V177H262ZM49 177H50V176H49ZM66 177H68V175H67ZM80 177H81V176H80ZM80 177H79V179H82L84 176H82L81 178H80ZM88 177H86V178H88ZM118 177H120V176H118ZM238 177H239V176H238ZM248 177H249V176H248ZM10 178H11V177H10ZM14 178H15V177H13V179H14ZM24 178H25V177H24ZM39 178H40V177H39ZM42 178H43V177H42ZM42 178H41V179H42ZM52 178H53V177H51V180H52ZM77 178H78V177H77ZM94 178H95V176H94ZM166 178L168 179L169 177H166ZM240 178H241V177H240ZM242 178H243V177H242ZM25 179H26V178H25ZM47 179H48V178H47ZM56 179H57V178H56ZM58 179H59V178H58ZM58 179H57V181H58ZM60 179H61V178H60ZM65 179H66V178H64V180H65ZM67 179H68V178H67ZM75 179H76V178H75ZM102 179H103V178H102ZM102 179H101V180H98V182H99V181H102ZM107 179H108V177L105 178V180H107ZM111 179H112V178H111ZM247 179H248V178H247ZM258 179H259V178L257 177L256 180H258ZM19 180H20V179H19ZM19 180H18V182H17L18 185H19ZM23 180H24V179H23ZM27 180H28V179H27ZM51 180H50V181H51ZM61 180H62V179H61ZM82 180H84V178H83ZM85 180H86V179H85ZM87 180H88V179H87ZM91 180H92V178H91ZM250 180H251V179H250ZM11 181H12V180H11ZM39 181H42V180L39 179ZM50 181H49V182H50ZM52 181H53V180H52ZM57 181H56V182H57ZM103 181H104V180H103ZM108 181H109V179H108ZM169 181H170V180H169ZM239 181H240V180H239ZM260 181H263V177H262L261 180H259V182H260ZM22 182H23V181H22ZM26 182H27V181H26ZM34 182H35V181H34ZM37 182H38V181H37ZM42 182H43V181H42ZM45 182H46V181H45ZM49 182H48V183H49ZM54 182H55V181H54ZM61 182H62V181H61ZM66 182H67V181H66ZM77 182H78V181H77ZM80 182H81V181H80ZM88 182H90V180H88ZM88 182H87V183H88ZM162 182H163V181H162ZM167 182H168V181H167ZM255 182H256V181H255ZM255 182H254V184H256ZM15 183H16V179H15L14 183H12V184H15ZM43 183H44V182H43ZM58 183H59V182H58ZM72 183H75V182H73V179H72ZM72 183H71V184H72ZM81 183L84 185L83 182H81ZM85 183H86V182H85ZM95 183H96V181H95ZM99 183H100V182H99ZM102 183H103V182H102ZM104 183H105V181H104ZM165 183H166V181H165ZM263 183H264V181H263ZM7 184H9V183H7ZM23 184H24V183H23ZM25 184H26V183H25ZM25 184H24V185H25ZM28 184H29V183H28ZM32 184H31V186H32ZM41 184H42V183H41ZM46 184H47V183H46ZM55 184H56V183H55ZM55 184L53 183V185H55ZM60 184H61V183H59V185H60ZM68 184H69V183H68ZM75 184H76V183H75ZM78 184H80V183L78 182ZM88 184H89V183H88ZM88 184H87V186H88ZM107 184H109V183L107 182ZM107 184H105V186H106ZM110 184H112V183H110ZM161 184H162V183H161ZM163 184H164V183H163ZM166 184H167V183H166ZM168 184H169V182H168ZM171 184H172V181H171ZM237 184H239V183H237ZM237 184H236V187H237ZM241 184H242V183H241ZM245 184H246V183H245ZM254 184H252V185L254 186ZM38 185H39V183H38ZM38 185L36 184V186H37V187H36L37 189L35 188V189H36V192H37V190H39V189H38V188H39ZM42 185H45V184H42ZM66 185H67V184H66ZM66 185H65V186H66ZM95 185L98 186V184H95ZM172 185H173V184H172ZM174 185H175V184H174ZM242 185H243V184H242ZM252 185H251V187H253ZM256 185H258V181H257V184H256ZM14 186L16 187L17 185H14ZM22 186H23V185H22ZM22 186H21V187H22ZM29 186H30V185H28V187H29ZM48 186H50V184H49ZM51 186H52V185H51ZM60 186H62V185H60ZM63 186H64V185H63ZM74 186H75V185H73V186H67V187H68V188H71V187H74ZM76 186H77V184H76ZM76 186H75V187H76ZM79 186H81V185H79ZM99 186H101V184H99ZM110 186H111V185H110ZM151 186H152V185H151ZM245 186H247V185H245ZM8 187H9V186H8ZM17 187H18V186H17ZM25 187H27V184H26V186H24L23 190L20 189V191H19V189H18L17 194H18V193H21L22 191H23V193H24V189H25V191L27 190ZM28 187H27V188H28ZM32 187H33V186H32ZM55 187H56V186H55ZM75 187H74V188H75ZM107 187H108V186H107ZM161 187H162V186H161ZM166 187H169V185L166 186ZM255 187H256V186H255ZM261 187H262V186H261ZM12 188H14V187H12ZM19 188H20V187H19ZM30 188H31V187H30ZM43 188H44V187H42V189H43ZM53 188H54V187H53ZM58 188H60V187L58 186ZM64 188H66V187H64ZM81 188H82V187H81ZM91 188H94V187H91ZM96 188H97V187H96ZM104 188H105V187H104ZM157 188H158V187H157ZM247 188H248V187H247ZM10 189H11V188H10ZM54 189H55V188H54ZM66 189H67V188H66ZM72 189H73V188H72ZM79 189H80V187H79ZM84 189H85V188L83 187V191L85 192ZM88 189H90V188H88ZM106 189H108V188H106ZM109 189H110V188H109ZM109 189H108V190H109ZM146 189H147V188H146ZM146 189H145V192L147 191ZM148 189H149V187H148ZM163 189H164V188H163ZM245 189H246V188H245ZM245 189H243V190H244V191H243L244 193H245V191H246ZM257 189H259V191H260L259 185H258ZM14 190H17V189L15 188ZM33 190H34V189H32V191H33ZM46 190L48 191V188H47ZM49 190H50V189H49ZM58 190H59V189H58ZM64 190H65V189H64ZM67 190H68V189H67ZM70 190H71V189H70ZM81 190H82V189H81ZM94 190H95V189H94ZM94 190H93V191H94ZM98 190H100V189H98ZM101 190H102L101 193H102V192H103V193L105 192V189H102V188H101ZM108 190H107V191H108ZM165 190H166V188H165ZM168 190H169V189H168ZM173 190H175V187H174ZM176 190H177V189H176ZM251 190H254V189H251ZM12 191H13V190H12ZM12 191H11V194H13ZM29 191L31 192V190H29ZM43 191H44V190H43ZM50 191H51V190H50ZM50 191H49V192H50ZM54 191H56V190H54ZM71 191H73V190H71ZM148 191H149V190H148ZM148 191H147V192H148ZM154 191H156V190H153V192H154ZM158 191H159V190H158ZM248 191H249V190H248ZM8 192L10 193V191H8ZM8 192H7V193H8ZM30 192H29V193H30ZM34 192H35V191H34ZM36 192H35V194H36ZM56 192H57V191H56ZM69 192H70V191H69ZM69 192L67 193L69 196L66 197V198L64 197L65 200H67V201L64 200V201L67 203V208L65 207L66 210H65L64 212H62V214H61L62 217H61V219H60V222L58 223V225H56L57 228L55 227L56 229H54L53 231H51V232L48 233V234L46 233V234H47V236H46V241H45L46 244H44L45 246H44L43 244H42V245L44 246L43 249H45V248L48 249V251L46 252V254H47V253H48V254H47V255L45 254V255H46L45 257L43 256V258H42V257L40 258V259H42V260L40 261V264H44V263H46V262H47V260H46L47 257H48V256H51L50 254H54V255H55V253H56L57 250H55V247H54V243H53V242L57 241V243H58V241H59L60 245L66 242V241H65V238H66V240H67V238H68V237H67V235H68L67 233L69 232L68 229H70V233H72L73 231H80V230H81V231H82L81 234H83V230H82V228L84 227L83 224L87 222V220H88L87 217H88V216H87V217L85 216L87 220H86V222H83V224H80V223H79V224H77V225H73L71 228L66 227V225H68V224L70 223V219H71L70 216H71V215L73 216V214L70 215V212H72L71 210L73 209V208H72V204H73V202H72V200H73V199H72V192H70V194H69ZM74 192H75V190H74ZM76 192H77V191H76ZM87 192H88V194H87ZM87 192H86V194H85V200H87V198H88L89 190H88ZM94 192H95V191H94ZM153 192H152V193H153ZM159 192H161V191H159ZM251 192H252V191H251ZM256 192L258 193L257 190H256ZM260 192H262L261 195L263 196V193H264V192H263V191H260ZM260 192H259V194H258L259 196H260ZM15 193H16V192H15ZM29 193H28V194H29ZM31 193H32V192H31ZM59 193H60V192H59ZM101 193H100V194H101ZM106 193H107V192H106ZM156 193H157V192H156ZM163 193H164V192H163ZM163 193H162V194H163ZM233 193H234V191H233ZM252 193H255V190H254ZM252 193H251V194L248 193V195L250 194L249 196L252 197V195H254V194H252ZM11 194H9V195H11ZM39 194H40V193H38L37 196H38ZM43 194H44V193H43ZM45 194H47V193H45ZM60 194H61V193H60ZM73 194H74V193H73ZM81 194H83V192H82ZM91 194H92V193H91ZM95 194H96V193H95ZM95 194H94V195H95ZM97 194H98V193H97ZM146 194H147V193H146ZM7 195H8V194H7ZM25 195H26V194H25ZM49 195H50V194H49ZM52 195H54V197H55V194L52 193ZM52 195H51V196H52ZM58 195H59V194H57V196H58ZM75 195H77V194H75ZM94 195H93V196H94ZM153 195H154V194H153ZM236 195H237V194H236ZM239 195L241 196V193H240ZM242 195H245V194L242 193ZM12 196H13V195H12ZM19 196H20V195H19ZM31 196H32V194H31ZM33 196H34V195H33ZM39 196H41V194H40ZM44 196H45V195H42L41 197L44 198ZM46 196H48V195H46ZM46 196H45V197H46ZM89 196H90V195H89ZM93 196H92V198H93ZM95 196H96V195H95ZM103 196H104V195H103ZM106 196H107V195H106ZM148 196H149V195H148ZM155 196H156V194H155ZM162 196H163V195H162ZM249 196H247V198H248ZM254 196H256V193H255ZM259 196H257V198H258ZM26 197H27V196H25V198H26ZM28 197H30V196H28ZM54 197H53V199H54ZM79 197H80V196H79ZM101 197H102V195H101ZM108 197H109V195H108ZM227 197H228V196H226V198H227ZM231 197H232V196H231ZM238 197H239V196L237 195V200H238ZM12 198H13V197H12ZM12 198H10V199H12ZM20 198L23 200V198H22V194H21V197H20ZM20 198H19V199H20ZM33 198H34V197H33ZM33 198H32V199H33ZM48 198H49V197H48ZM48 198H47V199H48ZM60 198H62V197H60ZM77 198H78V196H77ZM105 198H106V197H105ZM226 198H225V199H226ZM239 198H243V197H239ZM257 198H256V200H258V201H259V199L261 200V196H260L259 199H257ZM262 198H264V196H263ZM15 199H17V196H16ZM15 199H14V200H15ZM28 199H29V198H28ZM34 199H35V198H34ZM34 199H33V200H34ZM38 199H39V198H38ZM38 199L36 198V200H38ZM95 199H97V198H95ZM106 199H107V198H106ZM150 199H151V198H149V200H150ZM228 199H229V198H228ZM232 199H233V198H232ZM235 199H236V198H235ZM243 199H244V198H243ZM249 199H251V198H249ZM249 199H248V200L245 199V201H246V200L248 201V202H246V204H247V203H251V202H253L252 200H250V201H251V202H250ZM252 199L255 200L254 197H253ZM24 200H25V199H24ZM29 200H30V199H29ZM29 200H28V201H29ZM33 200H32V201H33ZM43 200H44V199H43ZM43 200H42V203H43ZM56 200H57V199H56ZM58 200H59V199H58ZM88 200H89V199H88ZM93 200H94V199H93ZM98 200H99V198L97 199V201H98ZM141 200H144V199H142V197H141ZM226 200H227V199H226ZM233 200H234V199H233ZM256 200H255V201H256ZM8 201H9V200H8ZM15 201H16V200H15ZM28 201L25 200V202H27V203H28ZM40 201H41V199H40ZM40 201H39V202H40ZM54 201H55V199H54ZM61 201H63V200H61ZM64 201H63V203H64ZM74 201H75V200H74ZM76 201H77V200H76ZM144 201H145V200H144ZM144 201H143V202H144ZM239 201H240V199H239ZM242 201H243V200H242ZM242 201H241V202H242ZM245 201H244L243 203H245ZM263 201H264V200H263ZM263 201H262V202H263ZM11 202H12V200L10 201V203H11ZM16 202H17V201H16ZM22 202H23V201H22ZM22 202H21V203H22ZM35 202H36V201H35ZM35 202H33V204H34ZM44 202H45V201H44ZM57 202H58V201H57ZM57 202H56V203H57ZM59 202H60V201H59ZM77 202H78V201H77ZM79 202H80V201H79ZM83 202H84V201H83ZM85 202L87 203V201H85ZM146 202H147V201H146ZM152 202H153V201H152ZM221 202H224V201H221ZM230 202H231V201H229V203H230ZM8 203H9V202H8ZM8 203H7V204H8ZM29 203H30V206H31V204H32L31 201H30ZM29 203H28V206H29ZM42 203H41V204H42ZM61 203H62V202H61ZM74 203H75V202H74ZM80 203H81V202H80ZM148 203H149V202H148ZM150 203H151V202H150ZM226 203H227V202H226ZM232 203H233V202H232ZM236 203H237V202H235V204H236ZM239 203H240V202H239ZM256 203H257V202H256ZM263 203H264V202H263ZM16 204H17V203H15V206H17ZM19 204H20V203H19ZM35 204H37V203H35ZM41 204L38 203V206H39V205L41 206ZM64 204H65V203H64ZM82 204H83V203H82ZM82 204H81V206H80L81 208H83L82 206H84V205H82ZM140 204H141V203H140ZM235 204H234V205H235ZM25 205L27 206V204H25ZM42 205H43V204H42ZM65 205H66V204H65ZM79 205H80V204H79ZM85 205H86V204H85ZM146 205H147V204H146ZM225 205H226V204H225ZM241 205H242V204H241ZM241 205H240V206H241ZM247 205H248V204H247ZM249 205H250V204H249ZM251 205H253V203H252ZM251 205H250L249 207H251ZM259 205H261V206L263 207V204L260 203ZM11 206H12V205H11ZM15 206H14V207H15ZM18 206H19V205H18ZM18 206H17V208H18ZM21 206H22V205H21ZM28 206H27V207H28ZM40 206H39V208L41 209ZM60 206H62V205H60ZM141 206H142V204H141ZM223 206H224V205H223ZM226 206H227V205H226ZM253 206H254V205H253ZM33 207H34V206H33ZM33 207H32V208H33ZM35 207H36V205H35ZM44 207H45V206H44ZM44 207H42V208H44ZM73 207H74V206H73ZM80 207H79V208H80ZM108 207H109V206H108ZM143 207L145 208L144 204H143ZM151 207H152V206H151ZM211 207H212V206H211ZM245 207H247V208H245ZM245 207L243 206V210H247V209H248V206L245 205ZM254 207H258V206H254ZM254 207H251V209H250L251 211H253L252 214L255 213V212H254V211H255V208H254ZM22 208H23V207H22ZM24 208H26V207H24ZM36 208H37V207H36ZM36 208H35V209H36ZM39 208H38V210H39ZM79 208H78V211H80ZM149 208H150V207H149ZM149 208H148V209H149ZM217 208H218V207H217ZM217 208H216V210H217ZM231 208H232V207H231ZM241 208H242V207H241ZM244 208H245V209H244ZM252 208H254V210H253ZM26 209H27V208H26ZM29 209H30V207H29ZM33 209H34V208H33ZM47 209H49V208H47ZM63 209H64V208H63ZM91 209H94V208H91ZM142 209H143V208H142ZM225 209H229V208L226 207ZM232 209H233V208H232ZM232 209H231V210H232ZM256 209H257V208H256ZM258 209H260V208H258ZM21 210H22V209H21ZM38 210H37V211H38ZM44 210H46V208H45ZM44 210H43V211H44ZM94 210H95V209H94ZM145 210H146V208H145ZM153 210H154V209H153ZM248 210H249V209H248ZM262 210H264V209L261 208L260 211H262ZM8 211L12 213V214L9 213V214H10V217H9ZM25 211H27V210H25ZM28 211H29V210H28ZM32 211H33V210H32ZM34 211H35V210H34ZM34 211H33V212H34ZM37 211H36V212H37ZM41 211H42V209H41ZM48 211H49V210H48ZM73 211H74V210H73ZM81 211H82V209H81ZM84 211H85V210H84ZM88 211H90V209H89ZM92 211H93V210H92ZM92 211H91V212H92ZM105 211H106V210H105ZM107 211H108V210H107ZM142 211H144V210H141L140 212L142 213ZM150 211H151V210H150ZM210 211H211V210H210ZM228 211H230V209H229ZM239 211H240V210H239ZM241 211H242V209H241ZM241 211H240V212H241ZM258 211H259V210H258ZM260 211H259V212H260ZM23 212H24V209H23ZM23 212L21 211V213H19V214H22ZM36 212H35V213H36ZM45 212H46V211H45ZM76 212H77V209H76V211H75V214H76ZM91 212H90L89 214H91ZM95 212H96V211H95ZM144 212H145V211H144ZM213 212H214V211H213ZM233 212H234V210H233ZM243 212H245V211H243ZM243 212H242V213H243ZM2 213H3V214H2ZM24 213H26V212H24ZM27 213H28V212H27ZM27 213H26V214H27ZM77 213H78V212H77ZM97 213H98V212H97ZM103 213H104V212H103ZM103 213H101V214H103ZM148 213H149V212H148ZM156 213H157V211H156ZM222 213H223V212H222ZM231 213H232V212H231ZM234 213H235V212H234ZM236 213H237V211H236ZM247 213H248V212H247ZM249 213H250V212H249ZM260 213H261V212H260ZM262 213H263V212H262ZM13 214H14V215H13ZM28 214H29V213H28ZM39 214H40V213H38V215H39ZM43 214H44V213H43ZM45 214L47 215V213H45ZM45 214H44V215H45ZM52 214H53V213H52ZM82 214H83V213H82ZM92 214H94V213H92ZM101 214H100V215H101ZM105 214H106V213H105ZM134 214H135V213H134ZM134 214H133V215H134ZM143 214H144V213H143ZM152 214H153V212H152ZM152 214H150V215H152ZM220 214H221V213H220ZM220 214H218L217 216H221ZM225 214H226L225 212H224V215L222 214V215H223V216H222L223 218H226V217H227V216L224 217ZM11 215H12V217H11ZM17 215H18V214H17ZM33 215L36 216L37 214H32V216H33ZM41 215H42V213H41ZM41 215H39V217H40ZM48 215H50V214H48ZM54 215H55V213L53 214V216H54ZM58 215H59V214H58ZM58 215H57V216H58ZM97 215H98V214H97ZM133 215H132V216H133ZM138 215H140V214H138ZM138 215H137V216L135 215V216L138 218V217H139ZM145 215H147V214H145ZM207 215H208V213H207ZM209 215H210V214H209ZM211 215H212V214H211ZM226 215H227V214H226ZM228 215H231V214L228 213ZM234 215H235V214H233L232 216H233V218H235V221H236L238 218H239V220H240V219H243V218H240V217H239V215H241V213H239V215H238V214L236 215L238 218H236V216L234 217ZM244 215H246V213L243 214L242 216H244ZM247 215H248V214H247ZM256 215H257L256 217H258V215H260V214H256ZM261 215H262V214H261ZM263 215H264V213H263ZM23 216H24V215H23ZM42 216H43V215H42ZM50 216H51V215H50ZM50 216H49V217H50ZM55 216H56V215H55ZM79 216H80V215H79ZM104 216H105V218H106V215H104ZM217 216H216V218H215L214 221H216V219L218 218ZM242 216H241V217H242ZM248 216H249V215H248ZM248 216H247V217H248ZM18 217H20V215H18ZM24 217H26V216H24ZM37 217H38V216H36V218H35L36 220H37ZM39 217H38V218H39ZM83 217H84V215H83ZM97 217H98V216H97ZM100 217H101V216H100ZM141 217H142V216H141ZM149 217H150V216H149ZM155 217H157V216H155ZM228 217H230V216H228ZM244 217H245V216H244ZM260 217H261V216H260ZM21 218H23V217H21ZM31 218H32V217H31ZM50 218H51V217H50ZM81 218H82V217H81ZM102 218H103V217H102ZM102 218H101V219H102ZM139 218H140V217H139ZM213 218H214V217H213ZM220 218H221V217H220ZM220 218H219V220L217 219V221H216V222H219V224H220V222H221L220 220H222V218H221V219H220ZM231 218H232V217H230V219H231ZM251 218H252V216H251ZM1 219H2V220H1ZM40 219H41V218H40ZM40 219H39V220H40ZM48 219H49V218H48ZM53 219H55V218H53ZM73 219H74V217H73ZM92 219H93V218H92ZM98 219H99V218H98ZM141 219H142V218H141ZM207 219H208V218H207ZM252 219H253V218H252ZM255 219H256V218H255ZM263 219H264V216H263ZM263 219L260 218V221L263 220ZM22 220H23V219H22ZM28 220H29V218H28ZM49 220H50V219H49ZM55 220H56V219H55ZM55 220H54V221H55ZM58 220H59V219H58ZM81 220H82V219H81ZM81 220H80V221H81ZM96 220H97V219H96ZM103 220H105V219H103ZM136 220H137V219H136ZM138 220H139V219H138ZM210 220H211V219H210ZM225 220H227V219H225ZM225 220H224V221H225ZM231 220H232V219H231ZM231 220H230V222H231ZM233 220H234V219H233ZM239 220H238V221H239ZM257 220H258V219H257ZM37 221H38V220H37ZM54 221H52V222H54ZM92 221H94V220H92ZM115 221H116V220H115ZM117 221H118V220H117ZM211 221H212V220H211ZM214 221H213V222H214ZM222 221H223V220H222ZM224 221H223V222H224ZM227 221H228V220H227ZM235 221H233V222L235 223ZM245 221H248V222H247L248 225L245 223V225L248 227V226L252 225L256 220H255L254 222H249L250 220H245ZM41 222H42V221H41ZM50 222H51V221H50ZM99 222H100V220H99ZM99 222H98V223H99ZM103 222H104V221H103ZM119 222H120V221H119ZM225 222H226V221H225ZM230 222H228V223L230 224ZM239 222H240V221H239ZM241 222H242V221H241ZM241 222H240V223H241ZM243 222H244V221H243ZM243 222H242V223H243ZM257 222H259V221H257ZM257 222H256V223H257ZM34 223H35V222H34ZM36 223H37V222H36ZM46 223H48V222H44V224H46ZM91 223H92V222H91ZM98 223H96V224H98ZM114 223H116V222H114ZM117 223H118V222H117ZM234 223H232V224H234ZM242 223H241V224H242ZM249 223H252V224H249ZM256 223L253 224V225H256ZM259 223H260V222H259ZM262 223H263V222H261V224H262ZM5 224H4V225H5ZM22 224H24V226H23ZM50 224H51V223H50ZM93 224H94V223H93ZM101 224L103 225L102 222H101ZM101 224L99 223V225H101ZM134 224H135V223H134ZM214 224H215V223H214ZM221 224H222V223H221ZM221 224H220V225H221ZM229 224H228V225H229ZM232 224H231V225H232ZM235 224H236V223H235ZM257 224H258V223H257ZM1 225H0V226H1ZM31 225H32V224H31ZM42 225H43V224H42ZM102 225H101V227H102ZM115 225H116V224H115ZM118 225H119V224H117V226H118ZM237 225H238V224H237ZM237 225H235V226H237ZM253 225L250 226V227L253 228ZM46 226H47V225H46ZM48 226H49V225H48ZM86 226H87V225H86ZM90 226H91V225H90ZM94 226H95V225H93V227H94ZM97 226H98V225H97ZM97 226H96V227H97ZM217 226H219V225H217ZM221 226H222V225H221ZM232 226H233V225H232ZM242 226H243V225H242ZM258 226H260V225H258ZM2 227H3V226H2ZM37 227H38V229H39V225H38ZM37 227H36V229H37ZM44 227H45V226H44ZM62 227H63V228H66V229H64V232L58 230V228H62ZM212 227H213V226H212ZM212 227H211V228H208V229H210V231H211V230H212ZM240 227H241V226H240ZM0 228H1V227H0ZM6 228H5V229H6ZM33 228H34V227H32V230H33ZM41 228H42V227H41ZM49 228H50V227H49ZM88 228H89V227H88ZM91 228H92V227H91ZM98 228H100V227H98ZM215 228H216V225H215ZM222 228L224 229L225 227L222 226ZM227 228H228V227H226V229H227ZM233 228H234V227H233ZM244 228H245V226H244ZM244 228H243V229H244ZM260 228H261V227H260ZM263 228H264V227H263ZM263 228H262V229H263ZM2 229H4V228H1V229H0V232L3 231ZM5 229H4V230H5ZM38 229H37V230H38ZM46 229H48V228H46ZM92 229H93V228H92ZM94 229H95V228H94ZM94 229H93V230H94ZM101 229H102V228H101ZM208 229H207V230H208ZM219 229H220V227H219ZM228 229H229V228H228ZM228 229H227V230H228ZM230 229H231V228H230ZM230 229H229V232H230ZM234 229H235V228H234ZM237 229H238V228H237ZM247 229L250 230L249 228H245V230H247ZM254 229H255V227L253 228V230H254ZM6 230H7V229H6ZM30 230H31V229H30ZM32 230H31V231H32ZM34 230H35V228H34ZM37 230H36V231H37ZM67 230H68V231H67ZM84 230H86V229H84ZM116 230H117V228H116ZM116 230H113V231L115 232ZM235 230H236V229H235ZM248 230H247V232H248ZM256 230H257V228H256ZM256 230H254V231H256ZM7 231H8V230H7ZM7 231H6V233H7ZM31 231H30V232H31ZM40 231H41V230H40ZM45 231H46V230H45ZM48 231H49V229H48ZM48 231H47V232H48ZM66 231H67V232H66ZM81 231H80V232H81ZM89 231H91V230H89ZM89 231H88V232H89ZM95 231H96V230L91 231V232H90V236L92 235L91 233H92V232L95 233ZM113 231H112V232H113ZM208 231H209V230H208ZM237 231L240 232L239 230H237ZM241 231H242V230H241ZM251 231H252V230H251ZM251 231H249V232H250L251 235L253 236V234H252ZM254 231H253V232H254ZM257 231H261V233H262L261 236L264 235V234H263L264 231L262 232V230H260L259 228H258ZM257 231H256V232H257ZM88 232H87V233H88ZM98 232H99V231H98ZM219 232H220V230H219ZM223 232H225V231H223ZM234 232H235V231H234ZM234 232H231L232 235H233V234H236V233H234ZM242 232H246V231H242ZM242 232H241V233H242ZM249 232H248V233H249ZM3 233H4V231H3ZM31 233H32V232H31ZM40 233H42V232H40ZM73 233H74V232H73ZM75 233H76V232H75ZM87 233L85 234V232H84L85 236L89 234V233H88V234H87ZM94 233H93V234H94ZM102 233H103V232H102ZM208 233H209V232H208ZM216 233H217V232H216ZM225 233H226V232H225ZM258 233L260 234V232H258ZM0 234H1V233H0ZM81 234L79 233L78 235L80 236ZM218 234H219V233H218ZM218 234H217V235L215 234L214 236H218ZM222 234H223V233H222ZM228 234H230V233H227L226 235H228ZM256 234H257V233H256ZM256 234H254V235H256ZM32 235H34V234H31V235L28 234L29 237L32 236ZM35 235H36V234H35ZM72 235H73V234H72ZM74 235H75V234H74ZM76 235H77V234H76ZM95 235H96V234H95ZM224 235H225V234H224ZM226 235H225L223 238H225ZM257 235H258V234H257ZM41 236H42V235H41ZM68 236H69V235H68ZM79 236H77V237H79ZM203 236H204V235H203ZM234 236H235V235H234ZM237 236H238V235H237ZM246 236H247V233H246ZM249 236H250V235H249ZM258 236H259V235H258ZM34 237H35V236H34ZM36 237H37V236H36ZM38 237H39V236H38ZM38 237H37V238H38ZM73 237H74V236H73ZM86 237H87V236H86ZM88 237H89V236H88ZM92 237H93V235H92ZM204 237H205V236H204ZM228 237H231V236H228ZM41 238H42V237H41ZM43 238H45V236H44ZM43 238H42V240H43ZM79 238H80V237H79ZM79 238H78V239H79ZM94 238H97V237H94ZM98 238H99V240H100V239L102 238V236L100 235V237H99V235H98ZM98 238H97V240H98ZM150 238H151V237H150ZM157 238H158V237H157ZM218 238H219V239H220V238L222 239L221 235H220V237L218 236ZM232 238H233V237H232ZM232 238H231V239H232ZM244 238H246V237H244ZM250 238H251V237H250ZM259 238H260V237H259ZM259 238H258V239H259ZM261 238H264V236H262ZM29 239H30V238H29ZM38 239H39V238H38ZM102 239H103V238H102ZM216 239H217V238H216ZM219 239H218V240H219ZM225 239H226V238H225ZM256 239H257V238H256ZM44 240H45V239H44ZM44 240H43V241H44ZM82 240H83V239H82ZM94 240H95V239H94ZM146 240H147V238H146ZM160 240H161V238H160ZM202 240H203V239H202ZM202 240H201V241H202ZM212 240H213V238H212ZM212 240H211V241H212ZM214 240H215V239H214ZM222 240H223V239H222ZM226 240H228V239H226ZM234 240H236V239H234ZM238 240H239V239H238ZM27 241H28V240H27ZM67 241H68V240H67ZM76 241H77V240H76ZM78 241H81V239L78 240ZM83 241H85V240H83ZM92 241H93V240H92ZM92 241H91V242H92ZM102 241H103V240H102ZM102 241H101V242H102ZM158 241H159V239H158ZM201 241H200V242H201ZM216 241H217V240H216ZM224 241H225V240H224ZM230 241H231V240H230ZM232 241H233V239H232ZM239 241H240V240H239ZM36 242H37V241H36ZM36 242H35V244H36ZM38 242H39V241H38ZM41 242H42V241H40V243H41ZM70 242H71V241H70ZM70 242L68 241V243H70ZM88 242H90V241H88ZM97 242H99V241H97ZM104 242H105V240H104ZM106 242H107V241H106ZM207 242H208V241H207ZM209 242H210V241H209ZM221 242H222V241H221ZM227 242H228V241H227ZM236 242H238V241H236ZM251 242H252V241H251ZM254 242H255V241H253V243H254ZM24 243H25V242H24ZM33 243H34V241H33ZM33 243H32V246H33ZM66 243H67V242H66ZM66 243H65V244H66ZM78 243H79V242H78ZM93 243H94V242H93ZM115 243H116V242H115ZM160 243H161V242H160ZM201 243H202V242H201ZM232 243H233V242H232ZM234 243H235V241H234ZM27 244H28V243H27ZM27 244H26V247H27V249H28L29 246H27ZM65 244H63V246H64ZM70 244H71V243H70ZM72 244H73V243H72ZM72 244H71V245H72ZM76 244H77V243H76ZM81 244L84 245L85 243H82V242H81ZM88 244H90V243H88ZM88 244H85V245H88ZM98 244H99V243H96V245H97L96 247H98ZM102 244H103V243H102ZM156 244H157V243H156ZM220 244H223V243H220ZM220 244H219V245H220ZM236 244H237V243H236ZM24 245H25V244H24ZM28 245H29V244H28ZM30 245H31V242H30ZM37 245H38V244H37ZM37 245H36V246H37ZM55 245H56V244H55ZM60 245H59V246H60ZM74 245H75V244H74ZM78 245H79V244H78ZM82 245H81V246H82ZM91 245H92V244H91ZM103 245H105V244H103ZM214 245L217 246L218 244H217V245L214 244ZM219 245H218V246H219ZM260 245L262 246V244H260ZM3 246H4V247H3ZM57 246H58V245H57ZM69 246H70V245H69ZM69 246H67V248H69ZM75 246H76V245H75ZM75 246L72 245V247H74V248H75ZM100 246H101V243H100ZM100 246L98 247L99 249H100ZM161 246H162V245H161ZM198 246H199V244H198ZM209 246H210V245H209ZM209 246L206 247V250H207V248H208ZM224 246H225V245H224ZM231 246H232V245H231ZM231 246H229V247H231ZM239 246H240V245H239ZM242 246H243V245H242ZM41 247H42V246H41ZM61 247H62V246H61ZM77 247H78V246H77ZM92 247H93V246H92ZM156 247L158 248V245H157ZM213 247H214V246H213ZM249 247H251V246H249ZM249 247H247V249H248ZM253 247H254V246H253ZM24 248H25V247H24ZM36 248H39V247H36ZM65 248H66V247H65ZM106 248H108V247L106 246ZM119 248H120V247H118L117 249H119ZM163 248H165V247H162V249H161L162 252H163ZM199 248H200V247H199ZM203 248H204V247H203ZM203 248H202V249H203ZM210 248L212 249V246H210ZM210 248H209V249H210ZM234 248H235V246H234ZM234 248H232V249H234ZM240 248H241V247H240ZM260 248H261V247H260ZM260 248H258V249H260ZM262 248H263V247H262ZM262 248H261L260 250H263ZM32 249H34V248H32ZM62 249H63V248H62ZM75 249L77 250V248H75ZM75 249H72V251L75 250ZM78 249H80V248H78ZM99 249H98V250H99ZM165 249H166V248H165ZM215 249H217V248L215 247ZM226 249H227V248H226ZM242 249H243V248H242ZM242 249H241V251H243ZM245 249H246V248H245ZM249 249H251V248H249ZM5 250H6V249H5ZM22 250H23V249H21V252L24 254L25 251L23 252ZM24 250H25V249H24ZM30 250H31V249H30ZM30 250L28 251L29 254L33 252V250H32V252H30ZM35 250H36V249H35ZM39 250H40V249H39ZM41 250H42V249H41ZM58 250H59V249H58ZM63 250H65V249H63ZM63 250H62V251H63ZM69 250H70V248H69ZM95 250H96V248L94 247V249L91 250V253H92V254L95 253V254H97V255L100 256V254H99V253H96L97 251H95ZM103 250H104V248H103ZM112 250H113V249H112ZM155 250H156V249H155ZM213 250H214V248H213ZM229 250H230V249H229ZM260 250H259V251H260ZM60 251H61V249H60ZM67 251H68V250H67ZM67 251H66V252H67ZM78 251H79V250H78ZM92 251H93V252H92ZM99 251H100V250H99ZM101 251H102V250H101ZM113 251H114V250H113ZM157 251H158V250H157ZM166 251H167V250H166ZM208 251H209V252H208ZM208 251H207V252L210 253V254H208V255H211V254H212V252H211L212 250H208ZM221 251H222V250H221ZM241 251H240V252H241ZM251 251H252V250H251ZM251 251L248 252V253H251ZM26 252H27V250H26ZM37 252H38V251H37ZM40 252H41V251H40ZM40 252H39V253H40ZM43 252H44V251H43ZM43 252H42V253H43ZM69 252H70V251H69ZM84 252H85V251H84ZM103 252H104V251H102L101 256H104V253H103ZM108 252L111 253L112 251L110 252V249H109ZM153 252H154V251H153ZM215 252H217V253H216L217 256H220L219 254H220L221 252H220L219 254H218V250L215 251ZM215 252L213 251V253H215ZM228 252H229V251H228ZM262 252H263V251H262ZM262 252H260V253H262ZM5 253H3V254H5ZM17 253H18V252H17ZM39 253H38V254H39ZM42 253H40V254H42ZM86 253H87V251H86ZM88 253H90V252H88ZM88 253H87V254H88ZM91 253H90V254H91ZM105 253H106V252H105ZM112 253H113V252H112ZM112 253H111V254H112ZM159 253H160V252L158 251L157 254H158L159 257H160L161 254H159ZM167 253H168V252H167ZM232 253H233V252H232ZM238 253H239V252H238ZM238 253H236L235 255H237ZM245 253H246V252H245ZM253 253H254V252H253ZM256 253H257V252H256ZM14 254H15V257H14V259H12L11 257H12ZM32 254H33V253H32ZM38 254H36V255H38ZM40 254H39V255H40ZM57 254L59 255V254H62V253H56V256H57ZM63 254H64V256H65V253H63ZM72 254H73V253H72ZM80 254H81V253H80ZM116 254H117V253H116ZM154 254H155V253H154ZM157 254H155L154 256H156ZM164 254H165V253H164ZM164 254H162V255H164ZM223 254H224V253H223ZM225 254H226V252H225ZM230 254H231V253H230ZM241 254H242V253H241ZM10 255H11V256H10ZM27 255H28V254H27ZM39 255H38V256H39ZM42 255H43V254H42ZM66 255H68V254H66ZM84 255H85V254H84ZM84 255H83V256H84ZM108 255H109V254H106L105 257H107ZM114 255H115V251H114ZM114 255H113V256H114ZM162 255H161V256H162ZM208 255H207V256H208ZM212 255H213V254H212ZM212 255H211V256H212ZM248 255H251V257H253L252 254H247L246 256H248ZM25 256H26V255H25ZM28 256H29V255H28ZM33 256H35V255H33ZM33 256H31V257H33ZM69 256H70V255H69ZM71 256H72V255H71ZM85 256H86V255H85ZM85 256H84V257H85ZM87 256H88V255H87ZM90 256H92V255H90ZM94 256H95V255H94ZM101 256H100V257H101ZM109 256H111V255H109ZM115 256H116V255H115ZM152 256H153V255H152ZM171 256H172V255H171ZM207 256H206V257H207ZM217 256H216V257H217ZM221 256H222V255H221ZM224 256H226V255H224ZM224 256H222L221 258L224 259ZM231 256L233 257L234 255L231 254ZM231 256L229 255L228 257L230 258ZM243 256H244V254H243ZM246 256H245V257H246ZM0 257H1V256H0ZM23 257H24V256H23ZM166 257L169 258V255H168V256L165 255L164 257H161V259H163V260L158 259V260L162 261V262L159 261V264H163V263L165 262V260H166ZM212 257H213V256H212ZM216 257H215V258H216ZM228 257H227V258H228ZM232 257H231V259H232ZM238 257H239V256H238ZM245 257H244V258H245ZM251 257H250V258H251ZM10 258H11V260H9ZM24 258H25V257H24ZM24 258H23V259H24ZM26 258H28V257H26ZM59 258H60V257H59ZM61 258H63V257L61 256ZM79 258H80V257H79ZM82 258H83V257H82ZM87 258H88V257H87ZM109 258H110V257H109ZM114 258H115V257H114ZM117 258H118V256H117ZM122 258H123V257H122ZM164 258H165V260H164ZM170 258H171V257H170ZM215 258H214V259H215ZM219 258H220V257H219ZM227 258L224 259V262H225V260H227ZM235 258H236V257H235ZM239 258H242V257H239ZM248 258H249V256H248ZM255 258H256V257H255ZM257 258H258V257H257ZM4 259H3V261H4ZM30 259H32V258H29V260H30ZM38 259H39V258H38ZM54 259H55V258H54ZM67 259H68V258H67ZM71 259H72V257H71ZM77 259H78V258H77ZM93 259H94V258H93ZM95 259H96V256H95ZM104 259H105V258H104ZM104 259H103V260H104ZM107 259H108V257H107ZM111 259H112V257H111ZM115 259H116V258H115ZM153 259H154V258H153ZM173 259H174V258H173ZM173 259H171V261H172ZM209 259H210V256H209ZM214 259H213V261H215ZM217 259H218V258H217ZM236 259H237V258H236ZM236 259H235V260H236ZM242 259H243V258H242ZM245 259H246V258H245ZM245 259H244V260H245ZM253 259H254V258H253ZM24 260H25V259H24ZM24 260H23V261H24ZM29 260H28V262H29ZM34 260H35V259H34ZM56 260H57V259H56ZM62 260H64V259H62ZM72 260H73V259H72ZM74 260H75V262H76V264H77L76 259H74ZM85 260H86V259H85ZM87 260H88V259H87ZM97 260H98V259H97ZM103 260H102V261H103ZM105 260H106V259H105ZM109 260H110V259H109ZM131 260H132V258H131ZM138 260H139V259H138ZM138 260H137V261H138ZM140 260H141V259H140ZM169 260H170V259H169ZM206 260H207L206 262H208V259H207V258H206ZM221 260H222V259H221ZM221 260H220V262H221ZM247 260H249V259H247ZM254 260H255V259H254ZM260 260H261V259H260ZM260 260H259V262H260ZM3 261L1 260V262H3ZM7 261H5V262H7ZM38 261H39V260H38ZM57 261H60V260H57ZM57 261H54V263L57 262ZM99 261H100V260H99ZM106 261H107V260H106ZM111 261H112V260H111ZM126 261H127V260H126ZM217 261H218V260H217ZM241 261H242V264H245V262H244L243 260H240V262H241ZM5 262H4V264H5ZM60 262H61V261H60ZM60 262H59V263H60ZM70 262H73V261H70ZM70 262H68V263L70 264ZM78 262H79V261H78ZM94 262H96V261H94ZM94 262H93V263H94ZM108 262H109V261H108ZM108 262H107V264H108ZM112 262H113V261H112ZM130 262H131V261H129L127 264H131ZM135 262H136V261H135ZM150 262H151V261H150ZM154 262H155V261H153V263H154ZM206 262H205V263H206ZM227 262H228V261H227ZM237 262H238V261H237ZM237 262H236V264H237ZM247 262H248V261H247ZM259 262H258V263H259ZM26 263H27V262H26ZM26 263H24V264H26ZM29 263H30V262H29ZM38 263H39V262H38ZM47 263H48V262H47ZM65 263H66V261H65ZM68 263H67V264H68ZM96 263H98V262H96ZM96 263H95V264H96ZM103 263H104V262H103ZM123 263H124V262H123ZM141 263H142V262H141ZM141 263H140V264H141ZM151 263H152V262H151ZM153 263H152V264H153ZM165 263H168V262H165ZM165 263H164V264H165ZM169 263H170V262H169ZM169 263H168V264H169ZM209 263H210V262H209ZM209 263H208V264H209ZM213 263H214V262H212L211 264H213ZM215 263H216V262H215ZM229 263H233V261L230 262V260H229ZM229 263H226V264H229ZM258 263H257V264H258ZM260 263H261V262H260ZM0 264H1V263H0ZM2 264H3V263H2ZM22 264H23V263H22ZM27 264H28V263H27ZM57 264H58V262H57ZM71 264H72V263H71ZM111 264H112V263H111ZM116 264H117V263H116ZM134 264H135V263H134ZM149 264H150V263H149ZM157 264H158V262H157ZM170 264H172V262H171ZM216 264H217V263H216ZM233 264H234V263H233ZM238 264H239V263H238ZM254 264H255V263H254ZM263 264H264V262H263Z\"/></svg>",
	"mask_w": 264,
	"mask_h": 264
}]
</instances>
